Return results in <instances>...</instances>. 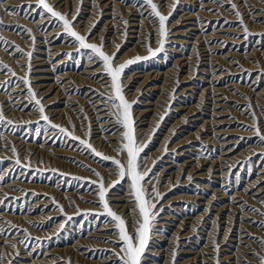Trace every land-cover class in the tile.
Listing matches in <instances>:
<instances>
[{
  "label": "rangeland",
  "instance_id": "1",
  "mask_svg": "<svg viewBox=\"0 0 264 264\" xmlns=\"http://www.w3.org/2000/svg\"><path fill=\"white\" fill-rule=\"evenodd\" d=\"M32 1L31 0H22V1L11 0V2L8 3V6H6L3 9H9V10L14 9L15 12L12 15H6L7 13H5L4 11H2V9H0V19L2 18L3 22H4V27L2 29H0V38H3V40L9 41V42L13 41L12 43H9L7 45L0 42V50H1L0 53L2 52L0 54V62L1 61L3 62V63H0V67L2 66L1 68H3V69L0 68V74L3 76L5 75L4 78H0V85H1L0 86V95H1L0 96V105H3L4 100H7V96H9L10 93L11 94L9 97L17 94L13 90L17 84L21 83L19 81L18 77H22L25 74L22 72L21 66H26V62H25L26 59L22 56L21 53L15 52L14 49L16 46H19V48H21V49L23 48L25 53L27 51H30V50L33 52L34 55L32 56V60H31L32 72L38 68H43V69L46 68V69L52 71L51 75H48L46 73L45 74H39V73L33 74L31 72L32 78L34 76L38 78V79H36L35 82H33V80L31 81L34 86L40 85V87L38 89H36V90L34 89L38 93H40L41 91H45L47 89V86L53 82V81H51V79H48V78H50L51 76H53V78H54V76L56 77L57 74H59L62 71H67L70 74L74 75L75 77H76V75L82 76L83 78L85 77L84 79H82L85 83L84 86L78 85V87H77V84H79L78 83L79 81H78V79L74 78V81H72L69 84V87L71 86V88H69V90L66 88L61 89L59 87V85L62 83V80H59L60 82L57 81V83L55 85L58 88L55 87V89L54 88L51 89L52 91L51 90H49L48 92L46 91V93L42 96L43 100L50 98L54 93L55 94H63L66 92L67 93L69 92L68 94L66 93L67 94L66 96H70L72 94V97L74 95V99L77 100V98H80V97L83 98V96H84L83 94H85L86 88H88L89 91H91L93 93V95L96 96L94 98L98 99L101 103L99 93L104 92L105 94H107V92L109 91V89H107L104 86V84L103 85L101 84L103 80L99 79V74H100L101 70L99 69V71H96L95 74H90V73L83 74L82 73L83 71H86V69H93V68L96 69L99 67L88 63V55L86 52L82 51L80 53H77L76 48H74L72 46V44L70 42V38H68L67 36H62L61 39H59V40L53 39V37H55L58 33H60L61 29L59 27H57L54 23H48L46 20L41 19V15H43V13H40L41 15L37 14L40 12V10L35 7V3H34L35 0L33 2ZM88 1L89 0H83V2L85 4H87ZM172 1L173 0H169V2H172ZM235 1H236V4L239 6V10H241L240 12L243 14V17L245 16L244 20L246 21V24L249 27L250 31L252 32V30H253V32H254V33L252 32V35H250V37H249L250 39L244 38L242 29L239 26L238 18L234 14H232L230 6L227 4V0H222L223 6H219L217 3L213 2V0H203L202 2H201V0H192V2H191V0H179V4L176 7L175 11L173 12V15L170 17V20H169V25H170L169 30H170L171 35L169 36L168 42L166 44L165 52L162 55L151 58L149 60L137 62V63L131 65L126 70V73H125V78H126L125 79V94H126L127 99H129V101H135L136 102L133 105V114H134V117L136 120V128H137L136 136H137L138 140L147 144V147L145 149V153L142 154V155H146L148 157L147 161H146L147 168H152L153 162L154 161L156 162L155 167L153 168V172L155 175L152 177V182L155 183L156 188L159 190V192L161 194H163V197H164V199L158 205V207H163L164 211L161 212L160 215L157 217V223L155 225L154 234L152 236V241L150 244V250L146 253L144 264H153V263L154 264H162V263L166 264V262H167V264H173L172 253L174 251L177 252V255L175 258V264H181V263L182 264H214V260L212 259V257L215 256L216 253L213 254V252H210V251H212L213 240H215L217 243H219V246H220V252H219V256L221 258L220 264H245V254H249L251 251H257L261 255H264V248L261 249V247L259 246L258 240L254 241L252 238H250L248 235L245 234V233L249 232L252 234V237H255V238H258V237L262 238V236L264 235V231H262L264 229L261 230V228L258 226L259 222H261V219H263L264 217H261L257 212H253L250 210V209H259L261 212L264 211V204L262 203V202H264V195H263L264 194V167H263L264 166V145H261V142L255 137L254 133H251V132H253V130L251 128V125L253 124V117L251 115L252 112H254L255 116H257L256 118H257V123H258L259 127L261 128L262 131L264 130V127H263L264 126V119H263L264 118V91H263L264 90V66H263V64H264V50H262V49H264L263 48L264 47V37L259 36L260 33H264V30H263L264 29V26H263L264 23L254 22V21L264 20V15L260 16V15L254 14L257 10H264V0H251L252 4H251L250 0H244V1L243 0H234V2ZM50 2L53 5H57V4L59 5V7H58L59 9L57 8L58 11H60L62 13H71V15L76 14L77 9L75 8V6L79 7L77 0H65L66 3L65 2L60 3V0L58 2H55V0H52ZM110 2H112V3H110ZM154 2L156 4H158L159 11L162 14L168 15V13H169L168 11L171 10V5L173 2L169 3V2H165V0H164V2L162 0H157V1L154 0ZM84 3L82 5L80 13L77 17L78 23L76 24V28H75L76 31L81 32L82 34H84L85 32L86 33L88 32L90 26H92V22L94 21V20H92V19H94L93 17H91L92 19H90V21L89 20L87 21L88 15L90 16V13L92 16H99V18L97 17V21H98L97 23H100V21H103V16H102L103 11L92 8V7H95L94 5L89 6V5H85ZM103 3L108 5L109 11L112 13V16L115 17L114 19H116V17H117L116 20H118V22L116 23L117 25L115 27V29L117 30L115 32L116 36L114 37V40H113V38H111L108 41L107 40L108 36L106 34H105V36H103V35L98 36L97 35L98 31L94 27V28H92V31L94 34L90 38L89 42L99 44L101 37H103L105 45H106L105 51L110 53V54L116 52V46L120 44L121 47H120L119 53H117V56H118L119 62H121V63L130 59V58L135 57L136 55H140L142 57L148 55L145 47H142V44L145 42L144 38L146 39L148 33L152 34L151 46L154 49L156 47H158V37L156 35V28L153 27L152 24H150L149 19H143L144 20L143 21L142 18H140L141 17L140 12L143 11L144 9H142L143 7L140 6L139 0H125V2H121V0H104ZM121 3H122V5H121ZM256 3H258L260 6ZM27 4L28 5L32 4V7L29 8L28 6H26ZM214 4L217 6L215 7ZM245 4L247 5V7H245ZM64 5H66V6L64 7ZM131 5H132V7H131ZM241 6H243L244 8ZM249 6H251V7H249ZM165 7L169 8L170 10L169 9L167 10ZM256 8H257V10H256ZM138 10H139V12H138ZM196 10H198L200 12L197 13ZM209 10H211V11L209 12ZM212 10H213V12H212ZM29 11H31V12H29ZM203 11H204V13H207V14H203L202 13ZM4 13H5V15H4ZM186 13H188V14L186 15ZM209 13H210V15H209ZM220 13H221V16H220ZM224 14L227 16H225ZM121 15H122L124 20H127L129 22L128 27H127V38H126V40H125L124 36L122 35V32L125 30V25L120 22ZM145 15H147V13H145ZM198 15H200V16H198ZM208 15H209V17H208ZM230 15H232V16H230ZM10 16H12V17H10ZM84 16H85V18H87L85 21H84ZM138 16H139V18H138ZM182 16H183V18H182ZM228 16L231 19H229ZM4 17L6 18V20ZM188 17H190V18H188ZM234 17H236V19ZM69 18L71 19V16H69ZM185 18H187V19H185ZM26 19H28V20H26ZM22 20H24V24H25V22H28L29 25H27L28 23L26 25H23ZM249 20H251V21H249ZM10 21L11 22L13 21V22L11 23ZM225 21H229L230 23L226 24ZM38 22H40V23H38ZM87 22H89L88 27H87V25H88ZM174 22H175V25L173 24ZM254 23L256 24L257 29L254 27V25H255ZM30 24L32 25V27ZM83 24H85V25H83ZM171 24H173V25H171ZM200 25H201V27H200ZM17 26H19V27H17ZM26 26L33 31V35L35 34L34 35L35 40L38 38L37 41H43V42L45 39L44 34H46L45 30L47 29V32H49L52 28V30L54 31V35H52V36L49 35L50 40H52V39L55 40L56 45H63V47L60 50L61 52L59 51V53H56V54H58L56 57L49 56L48 62L44 67L35 65L38 63V61H35V59L37 57H39L40 59H43L44 61H46L47 55L44 54L43 56H40L39 54L35 53L36 45L35 44L33 45L32 43L29 42L30 38L27 35V33H25V31H24L25 29H28ZM55 26L57 27V29ZM84 26H86V27H84ZM184 27H186V28H184ZM32 28H34V29H32ZM219 28H221L222 30H220ZM258 28H260V29H258ZM58 30H59V32H58ZM84 30H85V32H84ZM183 30L185 31V33L187 31H190L191 33L185 34V33H183ZM258 30L261 32H259ZM209 31H210V33H208ZM196 32H197V34H196ZM39 33H41V34L39 35ZM107 33H110V31H108ZM179 34H181L182 36ZM203 34H207V35H203ZM218 34H220L222 36L224 35L223 38H222V36H218ZM36 35L37 36L39 35V36L37 37ZM212 35H213V38H212ZM214 35L215 36L217 35L218 38L215 37ZM233 37L235 38V41H234ZM39 38H43V39L40 40ZM194 38L195 39L197 38V39L195 40ZM228 38H230L229 39L230 41L228 40ZM239 38H240V40H239ZM24 39H26V40H24ZM180 39H183V40L178 41ZM200 39H201V41H199ZM184 40L187 42L182 43V42H185ZM195 42H197V43H195ZM262 42H263V44H262ZM29 43L31 46L29 45ZM194 43L197 46L194 45ZM133 44L136 47H132ZM212 44L215 45V48H214V46H212ZM236 45H237V47H236ZM37 46H40V45H37ZM254 46H256V47H254ZM198 47H199V49H198ZM251 47H253V48H251ZM39 48L42 49V51L43 50L45 51V48L44 49L41 47H39ZM203 48H206V50ZM242 48H244V49H242ZM171 50H173V51H171ZM227 50H229L228 55L226 53ZM232 51L234 54L232 53ZM237 52H239V54L241 56H239V54ZM243 52L247 56L242 55ZM223 53H226V55ZM230 53H232V54H230ZM250 53L251 54L254 53V54L251 55ZM5 54H6V56H4ZM68 54H70V55H68ZM196 54H197V56H196ZM201 54L202 55L207 54L208 56L202 57ZM211 54L217 58V61H216V59H212L215 57H213ZM222 54L225 56L223 57ZM255 55H258V56L261 55V56L260 57L256 56V58H255ZM175 57H176V60L180 57L178 60H180V61L182 60L181 63L177 64L175 61ZM181 57H183V58L181 59ZM197 57H199V59H197ZM203 58L205 60H202ZM260 58H261V60H260ZM10 59H11V61H10ZM191 59H193L194 61L193 60L191 61ZM195 59H197V61ZM243 59L245 60V62H247V64H245ZM13 60H14V62H13ZM210 60H212V61H210ZM218 60L222 61V62H219ZM224 60L227 62L225 63ZM257 60H259V61L257 62ZM16 61H18V62H16ZM172 61H174L177 65L175 63H173ZM184 61H186V62L184 63ZM191 62L195 63V64L192 65ZM240 63L243 65L245 64V66L241 65ZM253 63H255V64H253ZM5 64L8 66V68L4 67ZM56 64H57V67H55ZM249 64H253V67L254 66L255 67L252 68V65H249ZM256 64H258V65H256ZM213 65L216 67H214ZM248 65L250 66V68ZM33 66H35V67H33ZM64 66H67V67H65L66 69H64ZM197 66H199V67H197ZM261 66L263 67V69ZM51 67H52V69H51ZM167 67L170 69L169 71H168ZM172 67L174 69L177 67L176 71L173 70ZM230 67L231 68L233 67V68L231 69ZM197 68H199V69H197ZM8 69H11L12 71H14L16 73V76H12ZM193 69L196 71H194ZM184 70H186L187 72ZM192 70H193V72H192ZM231 70H232V72H231ZM233 70H235V71H233ZM259 70H263V71H259ZM149 71H151V72H149ZM166 71L168 72V74L166 73ZM222 71L224 74L223 73L220 74ZM146 72H149V73H146ZM157 72L159 75H157ZM174 72H176V73H174ZM229 72H230V74H229ZM190 73L192 76H190ZM130 74H131V76H130ZM146 74H149V75H146ZM183 74H186V76ZM143 75L148 76V78H147L146 82L142 85V87L138 88L137 85H138V83H140L143 80L141 78V77H143ZM163 75H165V76H163ZM213 75L214 76L216 75L215 76L216 78H214ZM187 76H189V77H187ZM210 76H212V77H210ZM88 78H91V79H88ZM202 78H203V80H202ZM183 79H186V80H183ZM75 80L77 81V83ZM95 80H96V84L94 82ZM164 80H165V82H164ZM180 80H181V82H180ZM175 81H177V82H175ZM261 81L263 82V84ZM194 83H196V84L194 85ZM222 84H223V86H222ZM224 84H226V85H224ZM150 85H152V86H150ZM192 85H194L196 90L193 89V91L189 93L190 96H187V94L184 93L183 88H185L186 86L193 87ZM235 85H237V87ZM239 85H242V86H239ZM21 86L23 87L22 84H21ZM148 86H149V88H148ZM247 86H248V88H247ZM155 87H156V89H155ZM204 87H206V89L209 88L208 92L211 91L209 98L203 99L201 97L200 93H198L201 90H203ZM216 87H217V89H216L217 91L215 90L216 91L215 92L212 89H215ZM77 88H79V89H77ZM169 88H170V90H169ZM218 88H220V91H218L219 90ZM221 88H223V90ZM136 89H138V90H136ZM56 90H58V91H56ZM180 90L182 91V93ZM204 90H205V88H204ZM137 91H139V94H136ZM242 91H244V92L246 91V92L242 93ZM248 91H250V92L252 91V94ZM134 92H136V93H134ZM217 92H219V93H217ZM223 92H224V94H223ZM229 92L231 94H229ZM23 93L26 95V98H27V99L26 98L21 99V102L23 103L22 105L23 106L25 105V109H23L22 106L18 109L10 107L11 111L10 110L9 111L11 113L9 112L8 114H6L8 116V115L12 114V110L17 111V112H14L12 114L13 116L11 115V117H10L11 120H13L14 123L17 125L15 131L13 132V131L9 130L8 126H3V127L0 126V132H2L3 135L5 134L3 136V138L0 139V143H1L0 144V151H1L0 152V175H2L1 172L4 171V168L7 165L13 164V167H14L13 170L16 171V169H17V172H15L14 174L12 173V176L11 175L9 176V174H8V176L5 177V179L3 180L4 182L3 181L0 182V187L4 184L2 186V188H0V189H2V190H0V194L2 193L1 195H3V196L5 195L9 198L5 202V205L7 207L6 206H0V212L5 213L8 208L13 207L15 210L16 208L20 207L21 209L19 208V211H18L19 213L14 214V215H16L15 217L18 218V216H19L20 219L16 218L17 220L15 219L14 223H13V221H14L13 219H12V221L7 220L4 222L5 223L7 222L6 224H8V225L11 222V224H13V225L16 224L19 227H23L22 230L27 229V234L29 233L28 235L31 237V239H30V242H29V240L26 241L27 244H26V242L23 244H21V243L17 244L16 242H18V240L20 241V240L24 239L23 231H19V232L12 231L10 236L13 234H14V236H11V237L7 236L8 240H10V242L7 241L6 236L1 235L0 236V246H1L0 248L3 252L0 250V252H2V253H0V255L4 254L3 256H6L8 260H11L13 262V264H24V263L25 264H35V263H32L35 259L40 260V262L38 264H45V263L46 264H57V263H55L57 261H58V264H66V262L64 263V261H67L69 258L71 259L72 264H87L88 262H89L88 264H91V263L92 264H116L115 258L112 255L113 250H116L119 247V245L114 243L116 240V236L110 233L111 226L103 221V217L95 218L93 216L87 215V213H89V212H92V213L102 212V209L97 204V197H96L95 192L93 191L94 186L87 184L85 182L87 180H96L97 179L89 171V169H95L97 172H100L101 175L105 177V179L108 183H111L115 179V176L109 175V172L114 171V168L111 166L110 162H101L99 160V158H94V157L88 155L87 153H85L83 151V149L80 147V145L78 144V142H76V141L74 142V141H72L66 137H55V138H53L55 130L49 129L47 134L42 132L41 136L37 137L35 135V131H34L35 127L37 126L35 123H33L31 125L21 126L23 124V122H25V121L31 120V121L35 122L36 120L39 119L38 114L34 110H32V107L28 102V96H27L26 91H24ZM92 93H91V95H92ZM232 93H234V95H232ZM254 93H256L257 95ZM3 94H5V95H3ZM134 94H135V96H132ZM196 95H199V96H196ZM227 95H230V96H227ZM255 95L257 97H255ZM78 96H80V97H78ZM213 96L215 98L220 97L219 101H217V103H220V107L213 108V106H211V104H212L211 100L214 99ZM1 97H2V99H1ZM86 97L88 98L89 96H86ZM169 97H170V99H169ZM246 97H248L247 98L248 102H246L247 101L246 99L242 100L243 98H246ZM205 99H209V100L206 101ZM197 100H198V102H197ZM241 100L243 102H240ZM188 102L190 104L192 103L191 106L194 104H195V106H193V108H192L193 111L190 110V112L186 114L187 116L184 118V120H182L183 114L186 113L188 111V109L186 111H183V110L179 111V110H180V108H183L184 105L191 108V106H188V105H190ZM204 103H207L209 105H207V104L204 105ZM221 104H222V106H224V108L221 106ZM244 105H246V106H244ZM53 106H55L56 108L59 107L58 109H62L61 106H59V104L53 103ZM177 106H178V108H176ZM186 106L184 108H186ZM225 106H227V108H225ZM249 106H251V107L249 108ZM101 107L105 108V110L108 109L107 104H102ZM166 107H167V109H166ZM172 107L176 108L177 110L172 108ZM241 108H242V110H241ZM247 108H249V109H247ZM50 109L51 108H49V109L46 108L47 111H49ZM145 109L147 110V112H145L144 114H140V113H139V115L137 114L138 110H145ZM235 109L237 112L235 111ZM21 110H23L22 111L23 114L28 113L29 116H22L21 115V117H22L21 118L18 114V112H20ZM194 110H196V111H194ZM240 111L242 113H240ZM216 112L219 113L220 118H218V120L221 121L218 128H215V125H213V123H211V122H204L203 121V119L206 121H209V119H210V121H211L213 115ZM259 112H260V114H259ZM196 113H198V114H196ZM59 114H60V116L59 115L50 116L48 114L47 115L50 117V119L54 120V121L51 120L53 123H56V124H59L65 128H68L70 131L72 130V125L73 124L76 125V135L84 137L85 130L81 128V125L76 122L74 117H72L71 115H67L65 112H64V114L63 113H59ZM136 114L138 117L136 116ZM169 114H171V115H169ZM193 114L198 118V122L196 121L195 124L188 122L189 120H192L194 118ZM242 115L243 116L245 115L244 118L247 117L248 119L247 118H246L247 120L246 119L244 120V118L242 119V117H243ZM16 116H17V118H16L17 120H15ZM161 116L164 117V119L162 121L160 120ZM236 116H238V117L236 118ZM240 116H242V117H240ZM30 117H32V119ZM57 117H59V119ZM178 117H179V119H178ZM239 117H240V120H239ZM10 118L8 117L7 119H10ZM54 118L57 120H55ZM251 118H252V120H251ZM18 120L20 123L18 122ZM179 120L183 121V122H180ZM243 120H244V122H243ZM173 121L177 124L176 126H174L175 123H173ZM177 121L179 124L177 123ZM249 121H250V123H249ZM202 122L204 124L205 123L206 124L204 125ZM246 123H248L250 125H248ZM110 124L111 123H108L104 128L105 130H109V131L103 132L102 135H100L101 137H99V139H100L99 144H97L99 141H97V142L93 141L94 138H96L95 134H94V138L93 139L91 138V142L93 143V146L98 151H100L101 153L108 155L110 157L116 158V159H120L117 152L113 150L114 148L117 147L116 143L118 142L119 137H118V135L115 136V134H109L110 132L115 131V126L113 124H111L112 125L111 126ZM157 125H159L158 128H157ZM40 126L42 128L46 127L42 121L40 123ZM190 126H192V127H190ZM196 128L198 130L199 129L202 130V131L199 130V132H203V130H204V132L202 134H198L199 132H197ZM154 129H155V132L153 134ZM218 129H220L224 134L215 133V131H217ZM190 131H192L193 133ZM245 132H246V134H245ZM194 133L197 135H195ZM51 134H52L51 137L46 138V136L51 135ZM243 134H245V135H243ZM6 135L8 137L10 136L9 137L10 139H8ZM109 135H111L112 137L114 136L115 140L112 138L108 139L107 136H109ZM163 135H165V136H163ZM150 136L152 137V139H151V142L148 143ZM184 136H185V139H184ZM203 136L205 138H202ZM14 137L15 138L23 137L22 139H24L22 146L20 145L16 148L18 150L17 154L19 156L24 157L25 159H29L30 153L33 154L30 157V165H31L30 169L25 168V169L21 170V169H18L16 167V165L14 163L16 156L11 152V147H9V144L7 143V141H9V140L12 141L14 139ZM163 139H165L166 141ZM4 141H6V142H4ZM70 142L72 144L74 143L73 144L74 147L69 149L68 147H69ZM104 142H105V144H104ZM202 142H203V144H202ZM17 143H18V141H17ZM17 143H14L13 146H15V144H17ZM28 143H30L31 146ZM106 143H107V145H106ZM62 144H64V145H62ZM112 144H114V145H112ZM97 145L99 147H96ZM257 145H258V147H257ZM40 146H42V147H40ZM106 146H108L109 148ZM166 146H167V151H169V152H167V151L165 152ZM254 146H256L257 148ZM75 147H77V149H74ZM78 147L80 148V150ZM27 148L29 149V152L31 151L30 153L27 151L28 150ZM36 148L37 149L39 148L40 150L39 149L37 150ZM258 148L259 149L261 148V150H259ZM3 149H5V150H3ZM53 149L55 151H53ZM68 149L72 150L71 151L72 156H70V154H68V155L59 154L58 150L66 152V151H68ZM161 149H163V150H161ZM177 151L179 152V154ZM68 152H70V151H68ZM74 152H75V156L73 154ZM247 152H250V153L252 152V153L250 155ZM23 154H25V155H23ZM158 154H159V156H158ZM246 154H248V155H246ZM240 156H241V158H240ZM78 157H80V158H78ZM228 157H230L232 159H230ZM210 159H212V160L210 161ZM215 159L218 162H216V161L214 162ZM201 160H202V162H200ZM231 162H233V163H231ZM199 163H200V165H199ZM210 163H212L213 165ZM226 163H227V166H226ZM221 164H224V165H221ZM81 165H83V167ZM192 165H193V168L197 166L198 168L196 167L195 170H200V171L193 172V174L191 175L188 170H190V166L192 167ZM210 166L212 169L210 168ZM225 166H226V170H224ZM200 167H201V169H200ZM215 168H217V169H215ZM259 168H261L263 170L260 169L261 170L260 171ZM50 169H57L58 172L53 173L50 171ZM248 170H250V171H248ZM20 171L24 172V175H22V178H18L16 176L17 174H19ZM207 171H208V173H207ZM61 172L66 173L67 175L64 177H61L59 175V173H61ZM160 172H162V173H160ZM201 173H205V174H203L204 176H201L197 179L194 178L195 175L201 174ZM168 174H169V176H168ZM75 176L82 177L83 179L80 181L74 180L73 177H75ZM170 176H171V178H170ZM189 176L191 179H189ZM219 176H221L222 179ZM11 177H12V181H14V177L15 178L17 177L16 181H21V183L24 184L25 188H27V186L29 187V185L34 186V187H32V188L29 187L26 189V191L22 190L21 191V192H23L22 195H15V194H10V193L8 195V193H6L7 190L16 189V187H17V186H12V187L7 188V184L10 182L8 179ZM254 177H256V178H254ZM261 177H262V179H261ZM258 178H259V181H257ZM244 179H245V181H244ZM260 179L262 180V182ZM216 181H218V182H216ZM246 181H247V183H246ZM183 182H184V184H183ZM25 184H27V186ZM146 186L148 188H151L152 184L150 183ZM3 187L5 189H3ZM24 187H22V188H24ZM40 187H43V189ZM127 187H128L127 184L118 185L115 189L112 190L111 198L112 197L113 198L114 197H116V198L120 197V199H121L123 197L122 202H117V204H116V205L119 204V206H121V207L117 208V207L113 206V208H114V211H116L118 214H121V215L128 214V215H126V219L130 222L132 220V215L129 214L130 213V204H129L128 199H127L128 198ZM214 188L215 189L217 188L218 190L217 189L215 190ZM50 189H51V191H50ZM3 190H6V191H4L5 194L3 193ZM40 190H41V193H39ZM221 191H222V193H221ZM255 191H257V192H255ZM15 192H18V191H15ZM69 192H70V194H72V196H68L67 198H64V194L65 193L67 194ZM76 193H87V194L92 195V196L80 198L81 196L77 195ZM237 193H238V195H237ZM44 194H46V195H44ZM222 194L225 196H223ZM176 195H178V196H176ZM188 195L191 198H186ZM192 195H193V197L197 196L196 199L192 198ZM5 196H4V198H5ZM219 196H221V197H219ZM50 197H52V198H50ZM200 197H202L203 199ZM208 197L210 199H208ZM43 198H45L47 200H45ZM53 198H54L55 203L53 202ZM174 198H176L177 200L174 201L175 200ZM65 199H66V201H65ZM245 199L247 200V203L244 202V201H246ZM0 200H2V198H0ZM13 201H15V202L13 203ZM34 201H36V202L39 201V202H37V205H36L35 204L36 202L34 203ZM45 201H47V202L45 203ZM248 201L253 202V203L251 204ZM200 202H201V204H198ZM110 203L112 205H115L114 204L115 202H113V201H110ZM227 203H229V204H227ZM206 204H207V208H206ZM243 204H244V206H242ZM254 204H256V205H254ZM30 205H31V209H30L31 211L29 210V212H28V207ZM57 205H59V207L63 208V212L58 211ZM175 205H177V206H175ZM224 205H225V207H224ZM234 205L236 206V208L238 210L234 207ZM253 205L255 206V208H253L254 207ZM258 205H261V207L260 206L258 207ZM32 206H34L35 208H33ZM122 206L124 209L122 208ZM205 208H206V210L204 211ZM222 208L223 209L225 208L224 209L225 211ZM232 208H235V209H232ZM41 210H43V211H41ZM77 210H79V211H77ZM207 210H208V212H207ZM241 210H243L245 213L242 212ZM53 211H56V212H53ZM39 212H41V213H39ZM167 212H169L171 216H169V213H167ZM199 212L200 213L202 212V216H203V217H200V221L198 220L199 218H197V216L194 218V215L200 214ZM7 213H9V212H7ZM43 213H45V214H43ZM48 213H49V215L47 217ZM81 213H83L84 215H81ZM251 213H253V214H251ZM254 213H255V215H257L256 216L257 218L256 217L253 218ZM39 214L40 215L43 214L42 216H45V217H42ZM53 214H55V215H53ZM250 214L252 216H250ZM28 215H30V217ZM172 215H174V216H172ZM215 215L217 217H215ZM226 215H228V216H226ZM31 216L40 217V218H38V219L34 218L35 220H33V218ZM68 217H71V220H69ZM162 217H167V219L162 220L161 219ZM240 217H242V218H240ZM24 218L25 219L27 218L28 220L26 219L27 221L24 220L22 222V220ZM45 218H47V219H45ZM168 218H170V219H168ZM231 218H232V220H231ZM258 218H260V219H258ZM30 219L32 222L30 221ZM182 219H186V221H189V225L191 222V223H194L196 226H199V227L193 226L192 228H187L188 231L186 229V232L188 234L185 233L186 235H184V237L182 239H179L177 237V235L175 234V231H176V228L179 226L180 220H182ZM194 219H196V220H194ZM221 219L224 222L223 224H219ZM252 219H254V220H252ZM2 220L3 219H0V222ZM191 220L192 221L194 220V221L192 222ZM201 220H202V222H201ZM206 220H208V221H206ZM227 220H230L231 222H229ZM165 221H167V222H165ZM196 221H198V222H196ZM250 221H256L257 224H253ZM58 222H60V224L62 222V224L64 225L63 230H61V227H60L61 225ZM237 222H239V223H237ZM29 224H30V226H29ZM240 224H241V226H240ZM8 225L5 228L3 225H1V226L4 229H8ZM226 225L230 226L231 228H229ZM242 225L245 227H243ZM107 226H109V227H107ZM170 227H172V228H170ZM253 227H254V229H253ZM35 228H37L38 230ZM47 228H49L50 230ZM100 228H102V229H100ZM19 229H21V228H19ZM44 229H47V230H44ZM233 229H234V231H233ZM31 230L33 232L35 231L34 232L35 234L33 232H31ZM54 230H55V232L57 231L56 234H54L55 233ZM189 230H191V231L193 230L194 232L192 231L193 232L192 233ZM257 230H258V233H256ZM259 230L262 231V233ZM40 231H41V233H40ZM217 231H219V235H217ZM37 232H39V233H37ZM48 232H49V234H48ZM51 232H52V235H51ZM18 233H19V236H18ZM30 233H32V234H30ZM57 234H59V235H57ZM173 234H175V237L177 239H175V238L173 239V237H174ZM224 234H226V236H223ZM256 234H258V236ZM205 235H207V236H205ZM39 237H41V238H39ZM49 237H51V239H49ZM84 237L87 239L85 240ZM161 237H162V239H161ZM3 238H4V240H3ZM37 238H39V239L37 240ZM91 238H92V240H91ZM204 238H206V239H204ZM222 238H224V239H222ZM15 239H16V241H15ZM78 239H79V241H78ZM220 239H222V242ZM1 240H3V242ZM169 240H170V242H169ZM242 240H244V241H242ZM14 241H15V243H13ZM77 241L79 242L80 246L78 244H76V243H78ZM82 241L83 242L85 241V243H83ZM93 241L95 244L93 243ZM74 242H76V243H74ZM177 243L179 245L178 247H176ZM251 243L253 245H251ZM2 244H3V246H2ZM12 244H16L17 248L19 247L18 249H16L19 252L18 256L16 255V250L14 251L12 248L9 247V245H12ZM96 244L97 245L99 244L98 247ZM84 245L85 246L87 245V246L85 247ZM89 245H92V246L90 247ZM169 245L170 246L173 245V249ZM231 245H233V246H231ZM238 245L240 246V248ZM245 245H247V247H245ZM34 246H35V248H34ZM199 246H200V248H199ZM180 247L184 250H189V252L184 255V253H181ZM52 248L56 249V251H58V252L55 251V254L49 256V257L55 259V262L50 263L49 261H42L41 258L44 257V254H45L44 252H47L48 250H51ZM202 248H204L203 251H202ZM205 248L206 249L208 248V249L206 250ZM221 248H224L225 250L221 249ZM5 249H7V250H5ZM32 249H34V250H32ZM71 249H73L74 251H72ZM160 249H162V250H160ZM174 249H176V250H174ZM209 249H210V251H209ZM196 250H198L200 252H197ZM158 251H160V252L158 253ZM169 251H170V253H169ZM56 253L57 254L59 253V254L57 255ZM232 253H233V256L231 255ZM196 254L198 255V257ZM156 256H158V257H156ZM193 256H196V257H193ZM202 256L205 258H203ZM59 257L62 259H60ZM192 259H196V260L193 261ZM207 259H208V261H206ZM251 259H252V261H250ZM86 260H87V262H86ZM187 260H189V261H187ZM253 262H254V264L258 263V261L255 258H249V259H247L246 264H253ZM5 264H7V261H5Z\"/></svg>",
  "mask_w": 264,
  "mask_h": 264
},
{
  "label": "snow or ice",
  "instance_id": "2",
  "mask_svg": "<svg viewBox=\"0 0 264 264\" xmlns=\"http://www.w3.org/2000/svg\"><path fill=\"white\" fill-rule=\"evenodd\" d=\"M6 0H0V9H2L8 15L14 14L15 10L3 9V4ZM65 2V0H60V3ZM94 3L95 0H92ZM125 2V0H121ZM167 2V0H165ZM219 6H223L222 0H213ZM79 7L76 10V15H71V13H62L57 10L59 5H53L50 0H35V7L40 10L41 19L46 20L48 23H54L57 27L61 29L53 39H61L62 36H67L70 38V42L74 48H76L77 53L86 52L88 55V63L98 66L100 71L99 78L104 81V86L109 89L107 94L99 93L101 104H107L108 109L97 108L98 112L103 111L105 115L109 117L107 121H98V123H111L115 126V131L110 132L109 134L118 135L119 140L117 142V147L113 150L117 152L120 159H116L105 155L98 151L91 142L92 137V128L91 122L84 124L83 121H87L88 117L84 116L81 127L86 128L84 137L76 135V125H72V130L65 128L59 124L53 123L50 117L47 115L43 97L40 96L38 92L34 90V85L32 84V56L33 52L28 51L24 52L23 49L19 46L15 47V52L21 53L22 56L26 59V66H21V70L24 71L25 75L18 77L20 84H17L16 87H20V90L23 92L26 90L28 96V102L37 114L39 119L34 121H25L23 125H31L35 123V135L40 137L42 132L47 133L49 129L55 130V137H66L72 141L78 142L80 147L88 155L99 158L101 162H110L111 166L114 168V171L109 172V175L115 176V179L108 183L104 176L100 172H97L95 169H89L92 175H94L96 180H87V184L93 185V191L97 197V204L101 207L102 212L99 213H87L88 216H93L95 218L103 217V221L111 226L110 233L116 236L115 244L119 245L118 249L113 250L112 255L115 258L116 264H144L146 253L150 250V244L152 241V236L154 234L155 225L157 223V217L161 212L164 211L163 207H158L160 202L164 199L163 194L159 192L156 188L155 183L152 182V177L155 175L153 168L155 167V161L153 162L152 168H147L146 161L147 156L142 155L145 153L147 144L138 140L136 136V120L133 114V105L135 101H129L125 94V73L126 70L133 64L146 61L151 58L162 55L165 52V47L168 42L169 36L171 35L169 30V20L173 15L176 7L179 4V0H173L171 5V10L168 15H164L159 11L158 5L154 0H139V4L143 7V11L140 12L142 19H149L150 24L156 28V35L158 37V47L155 49L151 46V37L152 34L148 33L145 42L142 44V47H145L148 55L140 56L136 55L133 58H130L124 62H119L117 53L120 51V45L116 46V52L108 53L105 51V42L104 38L101 37L99 44L89 42L90 38L93 36L92 28L95 27L94 22L89 28L87 33L82 34L75 30L76 24L78 23L77 17L80 13V10L83 5V0H77ZM227 4L230 6L232 14H234L239 21V26L242 29L244 38L247 39L252 35L249 27L244 21L243 14L239 10V6L234 2V0H227ZM23 7V6H22ZM29 8L32 7V4L28 5ZM245 7L247 5L245 4ZM227 10V9H226ZM211 11V10H209ZM147 13V15H145ZM254 14L264 15V10H257ZM71 15V19L69 16ZM120 22L125 25V30L122 32L125 40L127 38V27L128 21L124 20L123 17H120ZM258 23H264V20L254 21ZM225 23H230L225 21ZM4 27L3 19H0V29ZM19 27V26H17ZM29 38L32 41V44H35V36L31 29L24 30ZM259 36L264 37V33H260ZM0 42L4 44H9L12 42L3 40L0 38ZM70 55V54H68ZM199 59V57H197ZM2 63V62H0ZM5 68L8 66L5 64ZM12 76H16V73L11 69H8ZM95 71V68H93ZM21 84L23 87H21ZM95 106V105H94ZM251 106H249L250 108ZM253 117V124L251 128L254 132L255 137L261 142V145H264V132L261 131L257 123V118L255 113H251ZM163 116L160 117L162 121ZM41 121L46 127H41ZM0 126H8L11 131H15L17 125L13 120L7 119L3 111V106H0ZM159 125H157V128ZM102 132H108L109 130L101 129ZM155 129L153 130V134ZM3 138V133L0 132V139ZM152 137H149L148 143L151 142ZM111 143V142H110ZM167 151V146L165 147V152ZM11 152L16 156L14 161L18 169H25L31 167L30 157L25 159L17 154V149L15 146L11 147ZM83 167V165H81ZM51 172H58L57 169H50ZM11 175V172H9ZM19 175H24L23 171L19 172ZM61 177L66 176V173H59ZM5 179L4 176L0 175V181ZM74 180L80 181L83 178L79 176L73 177ZM189 179H191L189 177ZM152 184L151 188H148L146 185ZM127 184L128 192V202L130 204V213L132 215V220L129 222L126 219V215L118 214L114 211L113 205L110 203L112 190L115 189L118 185ZM9 198L5 196L3 200H0V206H6L5 202ZM53 202L54 198H53ZM14 203V201H13ZM264 203V202H262ZM58 211L63 212V208L57 205ZM253 212H257L261 217H264V212H261L259 209H250ZM79 211V210H77ZM4 213L0 212V215ZM81 215H84L81 213ZM71 220V217H68ZM253 224H256V221H250ZM261 229H264V220L259 222L258 225ZM61 230H63L64 225L61 224ZM15 230L17 232H24V239L18 241V243H25L30 240L31 237L27 234V230L19 229V226L9 223L8 229L0 228V235L10 236L11 232ZM59 235V234H57ZM219 235V231H217ZM254 241L258 240L259 246L264 248V237L255 238L252 237L251 233H246ZM39 238H37L38 240ZM51 239V237H49ZM14 251L17 249L16 244L9 245ZM178 247V243H177ZM247 247V245H245ZM212 250L216 255L212 257L214 264H220V246L213 240ZM16 255H19V252L16 251ZM177 252L172 253L173 264H175ZM255 258L258 261V264H264V255H261L257 251H251L249 254H245V264L247 259ZM13 264L11 260H8L6 256L0 255V264ZM66 264H72L71 259L69 258L66 261Z\"/></svg>",
  "mask_w": 264,
  "mask_h": 264
},
{
  "label": "bare ground",
  "instance_id": "3",
  "mask_svg": "<svg viewBox=\"0 0 264 264\" xmlns=\"http://www.w3.org/2000/svg\"><path fill=\"white\" fill-rule=\"evenodd\" d=\"M18 1H22V0H18ZM32 1V0H31ZM34 1V0H33ZM32 1V2H33ZM50 1H52V0H50ZM59 0H55V2H58ZM103 1L104 0H95V2L93 3L92 2V0H89L88 1V3L87 4H85L84 2V4L85 5H89V6H92V5H94L95 7H92V8H94V9H98V10H101V11H103V13H102V16H103V21H100V23H95V28L97 29V35L99 36V35H103V36H105V34L108 36V38H107V40L109 41L111 38H113V40H114V37L116 36L115 34V32L117 31L116 29H115V27H116V23L118 22V20H116L117 19V17H116V19H114L115 17L114 16H112V13L109 11V8H108V5L107 4H105V3H103ZM155 1H157V0H155ZM163 2H164V0H162ZM203 0H201V2H202ZM244 1V0H243ZM251 1V0H250ZM249 1V2H250ZM9 2H11V0H7L4 4H3V8H5L6 6H8V3ZM13 2V1H12ZM24 2V1H23ZM31 2V3H32ZM167 2H169V0H167ZM173 2V1H172ZM172 2H169V3H172ZM191 2H192V0H191ZM240 2V1H239ZM28 3V2H27ZM35 3V2H34ZM66 3V2H65ZM110 3H112V2H110ZM114 3V2H113ZM120 3V2H119ZM212 3V2H211ZM235 3H236V1H235ZM115 4V3H114ZM163 4V3H162ZM166 4V3H165ZM164 4V5H165ZM201 4V3H200ZM244 4V3H243ZM247 4V3H246ZM250 4V3H249ZM251 4H252V1H251ZM256 4H258V3H256ZM17 5V4H16ZM84 5V6H85ZM121 5H122V3H121ZM158 5V4H157ZM169 5V4H168ZM213 5V4H212ZM242 5V4H241ZM259 5V4H258ZM22 6V5H21ZM26 6H28V4L26 5ZM63 6V5H62ZM66 5H64V7H65ZM119 6V5H118ZM197 6V5H196ZM203 6V5H202ZM214 6L216 7L217 5H215L214 4ZM257 6V5H256ZM260 6V5H259ZM11 7V6H10ZM131 7H132V5H131ZM130 7V8H131ZM137 7V6H136ZM164 7V6H163ZM190 7V6H189ZM219 7V6H218ZM241 7H243V6H241ZM240 7V8H241ZM249 7H251V6H249ZM255 7V6H254ZM262 7V6H261ZM75 8L77 9L78 7L77 6H75ZM127 8V7H126ZM166 8V7H165ZM213 8V7H212ZM220 8V7H219ZM228 8V7H227ZM244 8V7H243ZM59 9V8H58ZM121 9V8H120ZM128 9V8H127ZM132 9V8H131ZM143 9V8H142ZM167 10L169 9V8H166ZM195 9V8H194ZM211 9V8H210ZM222 9V8H221ZM11 10V9H10ZM61 10V9H60ZM66 10V9H65ZM125 10V9H124ZM130 10V9H129ZM141 10V9H140ZM170 10V9H169ZM183 10V9H182ZM200 10V9H199ZM203 10V9H202ZM208 10V9H207ZM224 10V9H223ZM256 10H257V8H256ZM3 11V10H2ZM33 11V10H32ZM36 11V10H35ZM62 11V10H61ZM132 11V10H131ZM197 11V13H199L200 11H198V10H196ZM216 11V10H215ZM241 11V10H240ZM245 11V10H244ZM28 12V11H27ZM29 12H31V11H29ZM138 12H139V10H138ZM137 12V13H138ZM166 12V11H165ZM169 12V11H168ZM185 12V11H184ZM183 12V13H184ZM187 12V11H186ZM189 12V11H188ZM210 12V11H209ZM212 12H213V10H212ZM211 12V13H212ZM17 13V12H16ZM35 13V12H34ZM37 13V12H36ZM191 13V12H190ZM203 14H207V13H204V11L202 12ZM201 13V14H202ZM217 13V12H216ZM248 13V12H247ZM24 14V13H23ZM89 14V13H88ZM99 14V13H98ZM188 13H186V15H187ZM202 14V15H203ZM215 14V13H214ZM226 14V13H225ZM224 14V15H225ZM228 14V13H227ZM4 15H5V13H4ZM6 15H8V14H6ZM39 15H41V14H39ZM73 15V14H72ZM76 15V14H75ZM118 15V14H117ZM123 15V14H122ZM121 15V16H122ZM194 15V14H193ZM209 15H210V13H209ZM209 15H208V17H209ZM250 15V14H249ZM253 15V14H252ZM22 16V15H21ZM71 16V15H70ZM180 16V15H179ZM198 16H200V15H198ZM214 16V15H213ZM216 16V15H215ZM220 16H221V13H220ZM225 16H227V15H225ZM230 16H232V15H230ZM254 16V15H253ZM256 16V15H255ZM261 16V15H260ZM10 17H12V16H10ZM25 17V16H24ZM91 17H93L94 19H92ZM97 17L99 18V16H92L91 15V13H90V16L88 15V19L87 18H85V16H84V21L87 19V21L89 20L90 21V19H92V20H94L93 22H92V24L95 22V21H97ZM111 17V18H110ZM181 17V16H180ZM179 17V18H180ZM192 17V16H191ZM197 17V16H196ZM212 17V16H211ZM245 17V16H244ZM247 17V16H246ZM5 18V17H4ZM9 18V17H8ZM19 18V17H18ZM138 18H139V16H138ZM141 18V17H140ZM182 18H183V16H182ZM188 18H190V17H188ZM228 18H229V16H228ZM235 19H236V17H234ZM2 19V18H1ZM10 19V18H9ZM20 19V18H19ZM127 19V18H126ZM185 19H187V18H185ZM229 19H231V18H229ZM257 19V18H256ZM5 20H6V18H5ZM15 20V19H14ZM26 20H28V19H26ZM141 20V19H140ZM143 20V19H142ZM179 20V19H178ZM207 20V19H206ZM233 20V19H232ZM259 20V19H258ZM23 21V25H26L28 22H25V24H24V20H22ZM144 21V20H143ZM204 21V20H203ZM210 21V20H209ZM245 21V20H244ZM249 21H251V20H249ZM11 22V21H10ZM13 22V21H12ZM11 22V23H12ZM30 22V21H29ZM135 22V21H134ZM137 22V21H136ZM139 22V21H138ZM178 22V21H177ZM176 22V23H177ZM215 22V21H214ZM20 23V22H19ZM38 23H40V22H38ZM85 23V22H84ZM129 23V22H128ZM132 23V22H131ZM141 23V22H140ZM145 23V22H144ZM245 23H246V21H245ZM251 23V22H250ZM32 24V23H31ZM30 24V25H31ZM86 24V23H85ZM85 24H83V25H85ZM87 27L89 26V22H87ZM120 24V23H119ZM143 24V23H142ZM149 24V23H148ZM174 25H175V22L173 23ZM173 24H171V25H173ZM213 24V23H212ZM253 24V23H252ZM255 24V23H254ZM27 25H29V23L27 24ZM79 25V24H78ZM189 25V24H188ZM208 25V24H207ZM211 25V24H210ZM41 26V25H40ZM131 26V25H130ZM141 26V25H140ZM170 26V25H169ZM253 26V25H252ZM264 26V25H263ZM262 26V27H263ZM27 27V26H26ZM31 27H32V25H31ZM54 27V26H53ZM56 27V26H55ZM84 27H86V26H84ZM91 27V26H90ZM197 27V26H196ZM200 27H201V25H200ZM208 27V26H207ZM254 27L257 29V27H256V24L254 25ZM261 27V26H260ZM23 28V27H22ZM25 28V27H24ZM28 28V27H27ZM184 28H186V27H184ZM251 28V27H250ZM29 29V28H28ZM32 29H34V28H32ZM37 29V28H36ZM56 29H57V27H56ZM55 29V30H56ZM86 29V28H85ZM132 29V28H131ZM190 29V28H189ZM198 29V28H197ZM210 29V28H209ZM220 30H222L221 28H219ZM253 29V28H252ZM258 29H260V28H258ZM263 29V28H262ZM60 30V29H59ZM59 30H58V32H59ZM134 30V29H133ZM138 30V29H137ZM187 30V29H186ZM202 30V29H201ZM212 30V29H211ZM210 30V31H211ZM218 30V29H217ZM236 30V29H235ZM234 30V31H235ZM264 30V29H263ZM36 31V30H35ZM38 31V30H37ZM46 31V34H44L45 35V39H44V42L43 41H37V39L35 40V45H36V47H35V53L36 54H39L40 56H43L44 54L45 55H47V59H46V61H44L43 59H40L39 57H37L36 59H35V61H38V63L37 64H35V65H37V66H45L46 64H47V62H48V59H49V56H51V57H56L58 54H56V53H59V51L61 50V48L63 47V45H56L55 44V40H50V38H49V35H54V31L52 30V28H51V30L49 31V32H47V29L45 30ZM57 31V30H56ZM108 31H110V33H107ZM196 31V30H195ZM198 31V30H197ZM210 31L208 32V33H210ZM219 31V30H218ZM227 31V30H226ZM259 31V30H258ZM20 32V31H19ZM39 32V31H38ZM84 32H85V30H84ZM138 32V31H137ZM199 32V31H198ZM240 32V31H239ZM252 32H253V30H252ZM251 32V33H252ZM259 32H261V31H259ZM23 33V32H22ZM26 33V32H25ZM86 33V32H85ZM139 33V32H138ZM183 33H185V31L183 30ZM187 34H190L191 32L190 31H187L186 32ZM185 33V34H186ZM204 33V32H203ZM207 33V32H206ZM217 33V32H216ZM254 33V32H253ZM2 34V33H1ZM6 34V33H5ZM4 34V35H5ZM41 33H39V35H40ZM142 34V33H141ZM194 34V33H193ZM196 34H197V32H196ZM199 34V33H198ZM258 34V33H257ZM3 35V36H4ZM35 35V34H34ZM38 35V36H39ZM179 35H181V34H179ZM201 35V34H200ZM203 35H207V34H203ZM2 36V37H3ZM7 36V35H6ZM5 36V37H6ZM20 36V35H19ZM18 36V37H19ZM37 36V35H36ZM37 36V37H38ZM130 36V35H129ZM132 36V35H131ZM182 36V35H181ZM211 36V35H210ZM215 36V35H214ZM218 36H222V35H220V34H218ZM224 36V35H223ZM223 36H222V38H223ZM138 37V36H137ZM141 37V36H140ZM202 37V36H201ZM208 37V36H207ZM215 37H217V35L215 36ZM239 37V36H238ZM250 37V36H249ZM248 37V38H249ZM7 38V37H6ZM16 38V37H15ZM22 38V37H21ZM205 38V37H204ZM209 38V37H208ZM212 38H213V35H212ZM218 38V37H217ZM234 38V37H233ZM258 38V37H257ZM9 39V38H8ZM29 39V38H28ZM40 40H42L43 38H39ZM140 39V38H139ZM189 39V38H188ZM195 39V38H194ZM193 39V40H194ZM197 39V38H196ZM195 39V40H196ZM221 39V38H220ZM226 39V38H225ZM230 38H228V40H229ZM250 39V38H249ZM24 40H26V39H24ZM101 40V39H100ZM141 40V39H140ZM144 40H146L145 38H144ZM183 39H180V40H178V41H182ZM232 40V39H231ZM239 40H240V38H239ZM261 40V39H260ZM22 41V40H21ZM64 41V40H63ZM62 41V42H63ZM90 41V40H89ZM176 41V40H175ZM185 41V40H184ZM199 41H201V39L199 40ZM205 41V40H204ZM209 41V40H208ZM226 41V40H225ZM230 41V40H229ZM234 41H235V38H234ZM238 41V40H237ZM13 42V41H12ZM26 42V41H25ZM29 42L30 43H32V41H31V39L29 40ZM120 42V41H119ZM187 41H185V42H182V43H186ZM239 42V41H238ZM261 42V41H260ZM30 43H29V45H30ZM39 43V44H38ZM193 43V42H192ZM195 43H197V42H195ZM194 43V45H196ZM219 43V42H218ZM15 44V43H14ZM137 44V43H136ZM140 44V43H139ZM255 44V43H254ZM262 44H263V42H262ZM7 45V44H6ZM37 45H40V46H37ZM120 45V44H119ZM189 45V44H188ZM220 45V44H219ZM31 46V45H30ZM197 46V45H196ZM199 46V45H198ZM201 46V45H200ZM212 46H214V48H215V45H213L212 44ZM249 46V45H248ZM251 46V45H250ZM260 46V45H259ZM33 47V46H32ZM39 47H41V48H45V51L43 50L42 51V49H40ZM132 47H136V46H134V44H133V46ZM186 47V46H185ZM192 47V46H191ZM218 47V46H217ZM236 47H237V45H236ZM235 47V48H236ZM240 47V46H239ZM254 47H256V46H254ZM37 48V49H36ZM69 48V47H68ZM112 48V47H111ZM195 48V47H194ZM208 48V47H207ZM210 48V47H209ZM234 48V49H235ZM251 48H253V47H251ZM264 48V47H263ZM23 49V48H22ZM64 49V48H63ZM176 49V48H175ZM192 49V48H191ZM198 49H199V47H198ZM203 49H205L206 50V48H203ZM202 49V50H203ZM242 49H244V48H242ZM241 49V50H242ZM256 49V48H255ZM180 50V49H179ZM189 50V49H188ZM201 50V51H202ZM246 50V49H245ZM253 50V49H252ZM260 50V49H259ZM262 50H264V49H262ZM1 51V50H0ZM31 51V50H30ZM34 51V50H33ZM129 51V50H128ZM171 51H173V50H171ZM190 51V50H189ZM197 51V50H196ZM209 51V50H208ZM228 51V52H227ZM226 51V53H227V55H228V53H229V50H227ZM236 51V50H235ZM244 51V50H243ZM257 51V50H256ZM255 51V52H256ZM4 52V51H3ZM10 52V51H9ZM28 52V51H27ZM47 52V53H46ZM61 52V51H60ZM242 52V51H241ZM250 52V51H249ZM248 52V53H249ZM258 52V51H257ZM2 53V52H1ZM0 53V54H1ZM50 53V54H49ZM188 53V52H187ZM191 53V52H190ZM204 53V52H203ZM209 53V52H208ZM226 53H223V54H225L226 55ZM232 53H233V51H232ZM232 53H230V54H232ZM238 54H239V52H237ZM246 53V52H245ZM247 53V54H248ZM262 53V52H261ZM4 54V53H3ZM2 54V55H3ZM179 54V53H178ZM200 54V53H199ZM217 54V53H216ZM222 54V56L224 57L225 55H223ZM234 54V53H233ZM251 54V53H250ZM254 54V53H253ZM253 54H251V55H253ZM34 55V54H33ZM189 55V54H188ZM212 55V54H211ZM218 55V54H217ZM216 55V56H217ZM237 55V54H236ZM242 55H246V54H244V52H243V54ZM249 55V54H248ZM4 56H6V54L4 55ZM17 56V55H16ZM183 56V55H182ZM196 56H197V54H196ZM201 56L202 57H206V56H208L207 54H201ZM213 56V55H212ZM219 56V55H218ZM232 56V55H231ZM234 56V55H233ZM239 56H241L240 54H239ZM247 56V55H246ZM250 56V55H249ZM256 56H258V55H255V58H256ZM261 56V55H260ZM260 56H258V57H260ZM263 56V55H262ZM11 57V56H10ZM9 57V58H10ZM173 57V56H172ZM211 57V56H210ZM213 57H215V56H213ZM220 57V56H219ZM222 57V58H223ZM227 57V56H226ZM254 57V56H253ZM17 58V57H16ZM15 58V59H16ZM22 58V57H21ZM180 58V57H179ZM178 58V59H179ZM183 57H181V59H182ZM188 58V57H187ZM221 58V57H220ZM238 58V57H237ZM243 58V57H242ZM7 59V58H6ZM12 59V58H11ZM11 59H10V61H11ZM18 59V58H17ZM176 60V57H175V61H176V63L177 64H179V63H181V61L180 60ZM189 59V58H188ZM208 59V58H207ZM210 59V58H209ZM212 59H216V61H217V58L215 57V58H212ZM219 59V58H218ZM224 59V58H223ZM240 59V58H239ZM8 60V59H7ZM19 60V59H18ZM186 60V59H185ZM190 60V59H189ZM193 59H191V61H192ZM196 61H197V59H195ZM202 60H205L204 58L202 59ZM222 60V59H221ZM260 60H261V58H260ZM6 61V60H5ZM25 61V60H24ZM194 61V60H193ZM210 61H212V60H210ZM219 61V60H218ZM223 61V60H222ZM222 61H219V62H222ZM225 61V60H224ZM243 61L245 62V60L243 59ZM250 61V60H249ZM259 60H257V62H258ZM2 62V61H1ZM13 62H14V60H13ZM16 62H18V61H16ZM23 62V61H22ZM26 62V61H25ZM173 63H175L174 61H172ZM186 61H184V63H185ZM200 62V61H199ZM227 61H225V63H226ZM237 62V61H236ZM243 62V63H244ZM252 62V61H251ZM3 63V62H2ZM24 63V62H23ZM60 63V62H59ZM175 63V64H176ZM192 63V62H191ZM208 63V62H207ZM215 63V62H214ZM249 63V62H248ZM53 64V63H52ZM176 64V65H177ZM193 64H195V63H192V65ZM199 64V63H198ZM218 64V63H217ZM241 64V63H240ZM245 64H247V62H245ZM245 64L243 65V64H241V65H243V66H245ZM253 64H255V63H253ZM253 64H249V65H252V68H254L253 67ZM184 65V64H183ZM225 65V64H224ZM248 65V66H249ZM256 65H258V64H256ZM180 66V65H179ZM178 66V67H179ZM208 66V65H207ZM211 66V65H210ZM214 66V65H213ZM220 66V65H219ZM239 66V65H238ZM263 66H264V64H263ZM2 67V66H1ZM0 67V68H1ZM33 67H35V66H33ZM55 67H57V64H56V66ZM65 67H67V66H64V69H66ZM83 67V66H82ZM197 67H199V66H197ZM212 67V66H211ZM214 67H216V66H214ZM221 67V66H220ZM247 67V66H246ZM257 67V66H256ZM262 67V66H261ZM168 68V67H167ZM177 68V67H176ZM176 68L174 69L173 67H172V69L173 70H175L176 71ZM184 68V67H183ZM182 68V69H183ZM193 68V67H192ZM229 68V67H228ZM227 68V69H228ZM231 68V67H230ZM233 68V67H232ZM231 68V69H232ZM249 68H250V66H249ZM251 68V69H252ZM1 69H3V68H1ZM46 69V68H45ZM43 69V68H38V69H35L32 73L33 74H48V75H51L52 74V71L51 70H48V69ZM51 69H52V67H51ZM191 69V68H190ZM197 69H199V68H197ZM201 69V68H200ZM226 69V68H225ZM261 69V68H260ZM262 69H263V67H262ZM166 70V69H165ZM170 69L168 68V71H169ZM178 70V69H177ZM189 70V69H188ZM194 70V69H193ZM193 70H192V72H193ZM204 70V69H203ZM239 70V69H238ZM258 70V69H257ZM20 71V70H19ZM60 71V70H59ZM73 71V70H72ZM96 71H99V68H96L95 69V71H93V69H86V71H83L82 73L83 74H85V73H90V74H95L96 73ZM152 71V70H151ZM151 71H149V72H151ZM164 71V70H163ZM183 71V70H182ZM184 71H186V70H184ZM191 71V70H190ZM194 71H196V70H194ZM233 71H235V70H233ZM240 71V70H239ZM247 71V70H246ZM259 71H263V70H259ZM23 73H24V71H22ZM77 72V71H76ZM149 72H146V73H149ZM159 72V71H158ZM158 72H157V75H159L158 74ZM161 72V71H160ZM173 72V71H172ZM187 72V71H186ZM205 72V71H204ZM215 72V71H214ZM231 72H232V70H231ZM5 73V72H4ZM155 73V72H154ZM166 73L168 74V72L166 71ZM174 73H176V72H174ZM208 73V72H207ZM223 73V71L220 73V74H222ZM236 73V72H235ZM234 73V74H235ZM162 74V73H161ZM165 74V73H164ZM166 74V75H167ZM171 74V73H170ZM169 74V75H170ZM189 74V73H188ZM187 74V75H188ZM212 74V73H211ZM210 74V75H211ZM224 74V73H223ZM229 74H230V72H229ZM7 75V74H6ZM19 75V74H18ZM25 75V74H24ZM87 75V74H86ZM136 75V74H135ZM139 75V74H138ZM142 75V74H141ZM146 75H149V74H146ZM146 75H143V77H141L143 80L140 82V83H138V85H137V87L138 88H141L142 87V85L146 82V80H147V78H148V76H146ZM155 75V74H154ZM153 75V76H154ZM156 75V76H157ZM183 75H185L186 76V74H183ZM182 75V76H183ZM195 75V74H194ZM5 76V75H4ZM4 76L3 75H1L0 74V78H4ZM130 76H131V74H130ZM137 76V75H136ZM146 76V77H145ZM163 76H165V75H163ZM181 76V77H182ZM190 76H192L191 75V73H190ZM214 76V75H213ZM216 76V75H215ZM214 76V78H216ZM236 76V75H235ZM260 76V75H259ZM135 77V76H134ZM158 77V76H157ZM173 77V76H172ZM175 77V76H174ZM184 77V76H183ZM187 77H189V76H187ZM186 77V78H187ZM194 77V76H193ZM201 77V76H200ZM210 77H212V76H210ZM218 77V76H217ZM74 78H76V79H78V83L79 84H77V87H78V85H82V86H84V81L82 80V79H84L82 76H77L76 75V77L74 76V75H72V74H70L69 72H67V71H62V72H60L59 74H57V76L55 77L54 76V78H53V76H51L50 78H48V79H51V81H53L51 84H49L48 86H47V89L45 90V91H41L39 94H40V96L42 97L45 93H46V91L48 92L49 90H51L52 88H54L55 89V87H56V83H57V81H59V80H62V83L59 85V87L62 89V88H66V89H68L69 90V88H71V86L69 87V84L72 82V81H74ZM129 78V77H128ZM127 78V79H128ZM131 78V77H130ZM153 78V77H152ZM199 78V77H198ZM204 78V77H203ZM203 78H202V80H203ZM255 78V77H254ZM253 78V79H254ZM36 79H38L37 77H33L32 78V80H33V82H35L36 81ZM88 79H91V78H88ZM100 79V78H99ZM136 79V78H135ZM176 79V78H175ZM244 79V78H243ZM7 80V79H6ZM100 80H102V79H100ZM168 80V79H167ZM178 80V79H177ZM183 80H186V79H183ZM188 80V79H187ZM208 80V79H207ZM210 80V79H209ZM223 80V79H222ZM76 81V80H75ZM89 81V80H88ZM195 81V80H194ZM197 81V80H196ZM205 81V80H204ZM229 81V80H228ZM256 81V80H255ZM60 82V81H59ZM91 82V81H90ZM95 82V84H96V80L94 81ZM127 82V81H126ZM139 82V81H138ZM164 82H165V80H164ZM167 82V81H166ZM175 82H177V81H175ZM180 82H181V80H180ZM193 82V81H192ZM235 82V81H234ZM253 82V81H252ZM262 82V81H261ZM74 83V82H73ZM76 83H77V81H76ZM75 83V84H76ZM209 83V82H208ZM207 83V84H208ZM215 83V82H214ZM222 83V82H221ZM230 83V82H229ZM254 83V82H253ZM102 85L104 84V81H102V83H101ZM173 84V83H172ZM196 83H194V85H195ZM210 84V83H209ZM228 84V83H227ZM238 84V83H237ZM262 84H263V82H262ZM6 85V84H5ZM194 85H192L193 87H188V86H186L185 88H183L184 89V93H186L187 94V96H190V92H192L193 91V89L194 90H196V88L194 87ZM199 85V84H198ZM224 85H226V84H224ZM256 85V84H255ZM1 86V85H0ZM73 86V85H72ZM87 86V85H86ZM150 86H152V85H150ZM166 86V85H165ZM173 86V85H172ZM209 86V85H208ZM212 86V85H211ZM218 86V85H217ZM222 86H223V84H222ZM230 86V85H229ZM236 87H237V85H235ZM239 86H242V85H239ZM245 86V85H244ZM243 86V87H244ZM22 87V86H21ZM40 87V85H35L34 86V89L36 90V89H38ZM164 87V86H163ZM56 88H58V87H56ZM59 88V89H60ZM80 88V87H79ZM79 88H77V89H79ZM99 88V87H98ZM144 88V87H143ZM148 88H149V86H148ZM147 88V89H148ZM166 88V87H165ZM171 88V87H170ZM170 88H169V90H170ZM204 88H205V90H204ZM203 88V90H201L200 92H198V93H200V95H201V97L204 99V98H209L210 97V94H211V91L210 92H208V90H209V88L208 89H206V87H204ZM239 88V87H238ZM247 88H248V86H247ZM246 88V89H247ZM65 89V90H66ZM82 89V88H81ZM155 89H156V87H155ZM217 89V87L215 88V89H212V90H216ZM219 90L218 91H220V88H218ZM222 90H223V88H221ZM263 89V88H262ZM9 90V89H8ZM95 90V89H94ZM93 90V91H94ZM101 90V89H100ZM135 90V89H134ZM136 90H138V89H136ZM146 90V89H145ZM149 90V89H148ZM151 90V89H150ZM174 90V89H173ZM245 90V89H244ZM249 90V89H248ZM256 90V89H255ZM14 92H16L17 94L16 95H14V96H11V97H9L10 96V94H9V96H7V100H4V102H3V105H0V106H3V111H4V113H5V115L6 114H8L10 111H11V109H10V107H13V108H20L21 106L23 107V109H25V105L23 106L22 104V102H21V99H24V98H26V95L20 90V87H15L14 88V90H13ZM26 91V90H25ZM52 91V90H51ZM56 91H58V90H56ZM99 91V90H98ZM104 91V90H103ZM181 91V90H180ZM217 91V90H216ZM215 91V92H216ZM227 91V90H226ZM262 91V90H261ZM260 91V92H261ZM264 91V90H263ZM6 92V91H5ZM64 92V91H63ZM102 92V91H101ZM152 92V91H151ZM222 92V91H221ZM231 92V91H230ZM229 92V94H231ZM236 92V91H235ZM244 91H242V93H243ZM246 92V91H245ZM244 92V93H245ZM248 92H250V91H248ZM254 92V91H253ZM67 93V92H66ZM66 93H63V94H53L50 98H48V99H46V100H44V104H45V107L47 108V109H49V108H51L49 111H47L46 110V112H47V114L48 115H50V116H55V115H59L60 116V114L59 113H63L64 114V112L67 114V115H71L72 117H74L75 118V120H76V122L77 123H79L80 125L82 124V121H83V117L84 116H87L88 117V120L87 121H83V123L84 124H88L89 122H91V128H92V139L94 138V134H95V137L96 138H94V142L96 141H99L97 144H99L100 143V139H99V137H101L100 135H102V131H101V129L103 128H105V126L108 124V123H98V121H107L108 119H109V117L107 116V115H105L104 114V112L103 111H101V112H98L97 111V108H100V109H104L105 110V108H103V107H101L102 106V104L100 103V101L98 100V99H95L94 97H96L95 95H93V93L91 92V91H89V89L88 88H86V91H85V94H83L84 96H83V98H81L80 96H78V97H80V98H77V100L76 99H74V95H73V97H72V94L70 95V96H66L67 94ZM81 93V92H80ZM91 93H92V95H91ZM95 93V92H94ZM104 93V92H103ZM134 93H136V92H134ZM181 93H182V91H181ZM217 93H219V92H217ZM227 93V92H226ZM225 93V94H226ZM237 93V92H236ZM251 94H252V91L250 92ZM96 94V93H95ZM136 94H139V91H137V93ZM173 94V93H172ZM171 94V95H172ZM189 94V95H188ZM222 94V93H221ZM223 94H224V92H223ZM222 94V95H223ZM239 94V93H238ZM254 94H256V93H254ZM3 95H5V94H3ZM76 95V94H75ZM79 95V94H78ZM194 95V94H193ZM217 95V94H216ZM232 95H234V93H232ZM237 95V94H236ZM246 95V94H245ZM257 95V94H256ZM255 95V97H257ZM1 96V95H0ZM86 96H89L88 98L86 97ZM132 96H135V94L134 95H132ZM170 96V95H169ZM196 96H199V95H196ZM227 96H230V95H227ZM4 97V96H3ZM77 97V96H76ZM75 97V98H76ZM131 97V96H130ZM212 97V96H211ZM214 97V96H213ZM224 97V96H223ZM240 97V96H239ZM245 97V96H244ZM134 98V97H133ZM132 98V99H133ZM220 98V97H219ZM219 98H215L214 97V99H212L211 101H212V104H211V106H213V108H217V107H220V103H217V101H219ZM222 98V97H221ZM247 98L248 97H246V98H243L242 100H244V99H246L247 100ZM1 99H2V97H1ZM27 99V98H26ZM131 99V100H132ZM169 99H170V97H169ZM168 99V100H169ZM172 99V98H171ZM200 99V98H199ZM238 99V98H237ZM63 100V101H62ZM129 100V99H128ZM184 100V99H183ZM201 100V99H200ZM206 101L207 100H209V99H205ZM240 101V102H243V101ZM171 101V100H170ZM202 101V100H201ZM205 101V102H206ZM238 101V100H237ZM168 102V101H167ZM173 102V101H172ZM192 102V101H191ZM197 102H198V100H197ZM229 102V101H228ZM233 102V101H232ZM239 102V101H238ZM246 102H248V100L246 101ZM53 103H55V104H59V106H61V108L62 109H58V108H56L55 106H53ZM186 103V102H185ZM189 103V102H188ZM226 103V102H225ZM2 104V103H1ZM146 104V103H145ZM190 104V103H189ZM192 104V103H191ZM191 104L190 105H188V106H191ZM205 104H207V103H204V105ZM95 105V106H94ZM179 105V104H178ZM184 105V104H183ZM207 105H209V104H207ZM226 105V104H225ZM233 105V104H232ZM239 105V104H238ZM249 105V104H248ZM181 106V105H180ZM179 106V107H180ZM186 105H184V107H185ZM193 106H195V104L194 105H192L191 106V108L190 107H187L186 106V108H180V110L179 111H181V110H183V111H186L187 109H188V111L186 112V113H184L183 114V119L182 120H184V118L187 116L186 114L187 113H189L190 112V110H192V108H193ZM197 106V105H196ZM221 106H222V104H221ZM228 106V105H227ZM227 106H225V108H227ZM230 106V105H229ZM244 106H246V105H244ZM169 107V106H168ZM182 107V106H181ZM223 108H224V106H222ZM137 108V107H136ZM172 108H174V107H172ZM176 108H178V106L176 107ZM176 108H174V109H176ZM198 108V107H197ZM203 108V107H202ZM212 108V109H213ZM166 109H167V107H166ZM169 109V108H168ZM205 109V108H204ZM208 109V108H207ZM211 109V108H210ZM232 109V108H231ZM246 109V108H245ZM247 109H249V108H247ZM10 110V111H9ZM177 110V109H176ZM198 110V109H197ZM223 110V109H222ZM241 110H242V108H241ZM22 111L23 110H21L20 112H18V114H19V116L21 117V115L22 116H29V114L27 113V114H23L22 113ZM168 111V110H167ZM175 111V110H174ZM193 111V110H192ZM194 111H196V110H194ZM213 111V110H212ZM235 111H236V109H235ZM14 112H17V111H15V110H12V114L14 113ZM145 112H147V110L145 109V110H138V115H139V113L140 114H144ZM204 112V111H203ZM237 112V111H236ZM235 112V113H236ZM248 112V111H247ZM11 113V112H10ZM200 113V112H199ZM210 113V112H209ZM233 113V112H232ZM240 113H242L241 111H240ZM11 114V115H12ZM52 114V115H51ZM137 114H136V116H137ZM178 114V113H177ZM192 114V113H191ZM196 114H198V113H196ZM244 114V113H243ZM247 114V113H246ZM259 114H260V112H259ZM11 115H6V118H10L11 117ZM169 115H171V114H169ZM194 115V114H193ZM237 115V114H236ZM13 116V115H12ZM62 116V115H61ZM180 116V117H181ZM198 116V115H197ZM202 116V115H201ZM220 115H219V113H215L214 115H213V117H212V120L210 121V119H209V121H206V120H204L203 119V121L204 122H211V123H213V125H215V128H218L219 127V125H220V120H218V118H220L219 117ZM243 116V115H242ZM242 116H240V117H242ZM245 116V115H244ZM244 116L242 117V119L244 118ZM138 117V116H137ZM144 117V116H143ZM174 117V116H173ZM194 118L192 119V120H189L188 122H191L192 124H195L196 123V121L198 122V118L194 115L193 116ZM206 117V116H205ZM238 116H236V118H237ZM240 117H239V120H240ZM257 117V116H256ZM17 118V116L15 117V120H17L16 119ZM22 118V117H21ZM27 118V117H26ZM29 118V117H28ZM31 119H32V117H30ZM35 118V117H34ZM58 119H59V117H57ZM141 118V117H140ZM203 118V117H202ZM217 118V119H216ZM247 118V117H246ZM246 118H244V120L246 119ZM55 119V118H54ZM178 119H179V117H178ZM177 119V120H178ZM248 119V118H247ZM246 119V120H247ZM264 119V118H263ZM10 120H11V118H10ZM51 120H53V119H51ZM55 120H57V119H55ZM175 120V119H174ZM181 120V119H180ZM179 120V121H180ZM202 120V119H201ZM244 120H243V122H244ZM251 120H252V118H251ZM262 120V119H261ZM54 121V120H53ZM172 121V120H171ZM259 121V120H258ZM17 122V121H16ZM18 122H19V120H18ZM180 122H183V121H180ZM241 122V121H240ZM247 122V121H246ZM20 123V122H19ZM173 123H175L174 121H173ZM177 123H178V121H177ZM203 123V122H202ZM249 123H250V121H249ZM261 123V122H260ZM159 124V123H158ZM172 124V123H171ZM179 124V123H178ZM200 124V123H199ZM204 124V123H203ZM206 124V123H205ZM204 124V125H205ZM246 124H248V123H246ZM78 125V124H77ZM111 125V124H110ZM177 124L175 123V125L174 126H176ZM181 125V124H180ZM248 125H250V124H248ZM263 125V124H262ZM109 126V125H108ZM112 126V125H111ZM203 126V125H202ZM207 126V125H206ZM3 127V126H2ZM80 127V126H79ZM183 127V126H182ZM190 127H192V126H190ZM197 127V126H196ZM264 127V126H263ZM82 129H84L85 130V132H86V128H84V127H81ZM114 128V127H113ZM194 128V127H193ZM207 128V127H206ZM209 128V127H208ZM212 128V127H211ZM109 129V128H108ZM173 129V128H172ZM197 129V128H196ZM10 130V129H9ZM182 130V129H181ZM200 130V129H199ZM199 130L197 129V132H199ZM114 131V130H113ZM196 131V130H195ZM194 131V132H195ZM200 131H202V130H200ZM262 131V130H261ZM264 131V130H263ZM262 131V132H263ZM84 132V133H85ZM183 132V131H182ZM190 132H192V131H190ZM189 132V133H190ZM203 132H204V130H203ZM203 132H199L198 134H202ZM212 132V131H211ZM9 133V132H8ZM50 133V132H49ZM166 133V132H165ZM168 133V132H167ZM193 133V132H192ZM196 133V132H195ZM194 133V134H195ZM215 133H217V134H224L220 129H218L217 131H215ZM251 133H254V132H251ZM47 134V133H46ZM45 134V135H46ZM170 134V133H169ZM181 134V133H180ZM245 134H246V132H245ZM245 134H243V135H245ZM5 135V134H4ZM3 135V136H4ZM8 135V134H7ZM6 135V136H7ZM15 135V134H14ZM99 135V136H98ZM175 135V134H174ZM177 135V134H176ZM182 135V134H181ZM195 135H197V134H195ZM209 135V134H208ZM214 135V134H213ZM249 135V134H248ZM52 136V134L51 135H48V136H46V138L48 137H51ZM98 136V137H97ZM115 136H117V135H115ZM163 136H165V135H163ZM178 136V135H177ZM187 136V135H186ZM190 136V135H189ZM194 136V135H193ZM218 136V135H217ZM10 137V136H9ZM8 136H7V138L8 139H10ZM16 137V136H15ZM14 137V139L12 140V141H7V143L9 144V147H13V144L14 143H17V141H18V143L17 144H15V147L17 148L18 146H22V144H23V142H24V139H22L23 137H18V138H15ZM108 137V139L109 138H112V139H114V136L112 137L111 135H109V136H107ZM191 137V136H190ZM207 137V136H206ZM192 138V137H191ZM194 138V137H193ZM202 138H205L204 136L202 137ZM212 138V137H211ZM104 139V138H103ZM184 139H185V136H184ZM115 140V139H114ZM162 140V139H161ZM163 140H165V139H163ZM193 140V139H192ZM203 140V139H202ZM207 140V139H206ZM213 140V139H212ZM166 141V140H165ZM194 141V140H193ZM200 141V140H199ZM3 142V141H2ZM4 142H6V141H4ZM75 142V141H74ZM106 142V141H105ZM105 142H104V144H105ZM163 142V141H162ZM188 142V141H187ZM206 142V141H205ZM208 142V141H207ZM216 142V141H215ZM220 142V141H219ZM227 142V141H226ZM225 142V143H226ZM178 143V142H177ZM176 143V144H177ZM183 143V142H182ZM181 143V144H182ZM209 143V142H208ZM211 143V142H210ZM213 143V142H212ZM222 143V142H221ZM224 143V144H225ZM1 144V143H0ZM5 144V143H4ZM27 144V143H26ZM28 144H30V143H28ZM74 144V143H73ZM71 142L69 143V149L70 148H73L74 147V145H73ZM117 144V143H116ZM202 144H203V142H202ZM62 145H64V144H62ZM96 145V144H95ZM102 145V144H101ZM106 145H107V143H106ZM112 145H114V144H112ZM178 145V144H177ZM30 146H31V144H30ZM29 146V147H30ZM33 146V145H32ZM43 146V145H42ZM42 146H40V147H42ZM79 146V145H78ZM103 146V145H102ZM173 146V145H172ZM223 146V145H222ZM24 147V146H23ZM35 147V146H34ZM37 147V146H36ZM96 147H99L98 145L96 146ZM106 147H108V146H106ZM251 147V146H250ZM254 147H256V146H254ZM257 147H258V145H257ZM256 147V148H257ZM25 148V147H24ZM79 148V147H78ZM101 148V147H100ZM109 148V147H108ZM107 148V149H108ZM221 148V147H220ZM253 148V147H252ZM28 149V148H27ZM37 149V148H36ZM39 149V148H38ZM37 149V150H38ZM68 149V151H70V152H68V151H66V152H64V151H61V150H58L59 151V154H61V155H68V154H70V156H72L71 154V151L72 150H69ZM74 149H77V147H75ZM106 149V148H105ZM254 149V148H253ZM259 149V148H258ZM3 150H5V149H3ZM40 150V149H39ZM79 150H80V148H79ZM110 150V149H109ZM161 150H163V149H161ZM256 150V149H255ZM259 150H261V148L259 149ZM258 150V151H259ZM18 151V150H17ZM24 151V150H23ZM28 152H29V149L27 150ZM53 151H55L54 149H53ZM52 151V152H53ZM1 152V151H0ZM5 152V151H4ZM26 152V151H25ZM24 152V153H25ZM27 152V153H28ZM31 152V151H30ZM29 152V153H30ZM83 152V151H82ZM167 152H169V151H167ZM178 152V151H177ZM211 152V151H210ZM226 152V151H225ZM228 152V151H227ZM261 152V151H260ZM28 153V154H29ZM36 153V152H35ZM56 153V152H55ZM78 153V152H77ZM76 153V154H77ZM182 153V152H181ZM224 153V152H223ZM243 153V152H242ZM248 154H250L251 155V153L250 152H247ZM26 154V153H25ZM25 154H23V155H25ZM58 154V153H57ZM74 154V156H75V152L73 153ZM79 154V153H78ZM81 154V153H80ZM178 154H179V152H178ZM248 154H246V155H248ZM82 155V154H81ZM219 155V154H218ZM27 156V155H26ZM77 156V155H76ZM158 156H159V154H158ZM174 156V155H173ZM220 156V155H219ZM261 157V156H260ZM78 158H80V157H78ZM165 158V157H164ZM208 158V157H207ZM221 158V157H220ZM224 158V157H223ZM228 158H230V157H228ZM240 158H241V156H240ZM239 158V159H240ZM167 159V158H166ZM217 159V158H216ZM216 159L214 160V162L216 161ZM222 159V158H221ZM230 159H232V158H230ZM89 160V159H88ZM212 159H210V161H211ZM205 161V160H204ZM263 161V160H262ZM79 162V161H78ZM199 162V161H198ZM200 162H202V160L200 161ZM216 162H218V161H216ZM225 162V161H224ZM230 162V161H229ZM231 163H233V162H231ZM230 163V164H231ZM194 164V163H193ZM210 164H212V163H210ZM216 164V163H215ZM218 164V163H217ZM225 164V163H224ZM224 164H221V165H224ZM199 165H200V163H199ZM198 165V166H199ZM208 165V164H207ZM213 165V164H212ZM15 166V165H14ZM180 166V165H179ZM226 166H227V163H226ZM226 166H225V169L224 170H226ZM254 166V165H253ZM259 166V165H258ZM197 167V166H196ZM196 167H194L193 168V165H192V167L190 166V170H188L189 171V173L192 175L193 174V172H197V171H200V170H195L196 169ZM205 167V166H204ZM261 167V166H260ZM264 167V166H263ZM198 168V167H197ZM210 168H211V166H210ZM14 169V167H13V164H10V165H7V166H5V168H4V171L3 172H1L2 173V176H4V177H7L8 176V174H9V172H11V176H12V173L14 174L15 172H17V169H16V171H14L13 170ZM164 169V168H163ZM162 169V170H163ZM181 169V168H180ZM200 169H201V167H200ZM208 169V168H207ZM212 169V168H211ZM215 169H217V168H215ZM261 168H259V170H260ZM184 170V169H183ZM240 170V169H239ZM258 170V171H259ZM261 170H263V169H261ZM260 170V171H261ZM220 171V170H219ZM228 171V170H227ZM226 171V172H227ZM230 171V170H229ZM248 171H250V170H248ZM259 171V172H260ZM165 172V171H164ZM205 172V171H204ZM210 172V171H209ZM225 172V171H224ZM160 173H162V172H160ZM184 173V172H183ZM207 173H208V171H207ZM249 173V172H248ZM6 174V175H5ZM172 174V173H171ZM203 174H205V173H201V174H197V175H195L194 176V178H199V177H201V176H204ZM214 174V173H213ZM256 174V173H255ZM159 175V174H158ZM190 175V176H191ZM207 175V174H206ZM205 175V176H206ZM10 176V175H9ZM18 178H22V176L21 175H19V174H17L16 175ZM168 176H169V174H168ZM178 176V175H177ZM189 176V177H190ZM211 176V175H210ZM248 176V175H247ZM256 176V175H255ZM258 176V175H257ZM16 177V178H17ZM219 177H221V176H219ZM16 178L14 177V181H12V177L11 178H9L8 180L10 181L8 184H7V188L8 187H12V186H17L16 187V189H10V190H7V192L6 193H8V195H9V193L10 194H15V195H22L23 194V192H21L22 190H24V191H26V189L27 188H29V187H34V186H31V185H29V187L27 186V184H25L26 186H27V188H25L24 187V184H22L21 183V181H16ZM39 178V177H38ZM170 178H171V176H170ZM254 178H256V177H254ZM209 179V178H208ZM220 179V178H219ZM221 179H222V177H221ZM225 179V178H224ZM261 179H262V177H261ZM260 179V180H261ZM7 180V179H6ZM229 180V179H228ZM185 181V180H184ZM188 181V180H187ZM186 181V182H187ZM244 181H245V179H244ZM256 181V180H255ZM257 181H259V178H258V180ZM1 182V181H0ZM4 182V181H3ZM216 182H218V181H216ZM227 182V181H226ZM235 182V181H234ZM237 182V181H236ZM261 182H262V180H261ZM220 183V182H219ZM224 183V182H223ZM228 183V182H227ZM246 183H247V181H246ZM29 184V183H28ZM183 184H184V182H183ZM216 184V183H215ZM4 185V184H3ZM2 185V186H3ZM230 185V184H229ZM249 185V184H248ZM253 185V184H252ZM2 186L0 187V188H2ZM225 186V185H224ZM247 186V185H246ZM245 186V187H246ZM22 187H24V188H22ZM45 187V186H44ZM223 187V186H222ZM250 187V186H249ZM40 188H42L43 189V187H40ZM46 188V187H45ZM49 188V187H48ZM206 188V187H205ZM220 188V187H219ZM236 188V187H235ZM258 188V187H257ZM256 188V189H257ZM3 189H5L4 187H3ZM215 189V188H214ZM217 189V188H216ZM215 189V190H216ZM243 189V188H242ZM0 190H2V189H0ZM36 190V189H35ZM218 190V189H217ZM221 190V189H220ZM261 190V189H260ZM259 190V191H260ZM263 190V189H262ZM4 191H6V190H3V193L5 194V192ZM15 191H18V192H15ZM45 191V190H44ZM50 191H51V189H50ZM232 191V190H231ZM238 191V190H237ZM236 192V191H235ZM243 192V191H242ZM255 192H257V191H255ZM35 193V192H34ZM39 193H41V190L39 191ZM52 193V192H51ZM54 193V192H53ZM213 193V192H212ZM221 193H222V191H221ZM226 193V192H225ZM228 193V192H227ZM259 193V192H258ZM2 194V193H1ZM0 194V198H2V200H3V198H4V196L3 195H1ZM55 194V193H54ZM53 194V195H54ZM58 194V193H57ZM77 195H79V196H81L80 198H85V197H90V196H92V195H89V194H87V193H76ZM185 194V193H184ZM197 194V193H196ZM224 194V193H223ZM222 194V195H223ZM236 194V193H235ZM253 194V193H252ZM44 195H46V194H44ZM48 195V194H47ZM60 195V194H59ZM63 195V194H62ZM181 195V194H180ZM179 195V196H180ZM215 195V194H214ZM237 195H238V193H237ZM245 195V194H244ZM264 195V194H263ZM68 196H72V194H70V192L69 193H65L64 194V198H67ZM176 196H178V195H176ZM182 196V195H181ZM180 196V197H181ZM186 196V195H185ZM200 196V195H199ZM198 196V197H199ZM223 196H225V195H223ZM234 196V195H233ZM261 196V195H260ZM12 197V196H11ZM14 197V196H13ZM78 197V196H77ZM196 197L197 196H195V197H193V195H192V198H194V199H196ZM211 197V196H210ZM213 197V196H212ZM219 197H221V196H219ZM230 197V196H229ZM228 197V198H229ZM50 198H52V197H50ZM179 198V197H178ZM184 198V197H183ZM186 198H191V197H189V195L186 197ZM200 198H202V197H200ZM216 198V197H215ZM227 198V199H228ZM238 198V197H237ZM259 198V197H258ZM263 198V197H262ZM30 199V198H29ZM43 199H45V198H43ZM42 199V200H43ZM122 199H123V197L120 199V197L119 198H116V197H112L111 198V201H113V202H115L114 204L115 205H113L114 207H121V206H119V204L118 205H116L117 204V202H122ZM128 199V198H127ZM175 199V200H174ZM173 200L174 201H176L177 199L176 198H174ZM181 199V198H180ZM203 199V198H202ZM208 199H210L209 197H208ZM213 199V198H212ZM248 199V198H247ZM250 199V198H249ZM37 200V199H36ZM45 200H47V199H45ZM56 200V199H55ZM64 200V199H63ZM84 200V199H83ZM172 200V199H171ZM188 200V199H187ZM237 200V199H236ZM239 200V199H238ZM242 200V199H241ZM246 200V199H245ZM252 200V199H251ZM250 200V201H251ZM65 201H66V199H65ZM89 201V200H88ZM189 201V200H188ZM197 201V200H196ZM231 201V200H230ZM253 201V200H252ZM15 202V201H14ZM36 201H34V203H35ZM37 202H39V201H37ZM37 202L35 203L36 205H37ZM41 202V201H40ZM47 201H45V203H46ZM49 202V201H48ZM170 202V201H169ZM210 202V201H209ZM214 202V201H213ZM226 202V201H225ZM229 202V201H228ZM235 202V201H234ZM244 202H246L247 203V200L246 201H244ZM249 202V201H248ZM43 203V202H42ZM188 203V202H187ZM245 203V204H246ZM249 203H253V202H249ZM248 203V204H249ZM34 204V205H35ZM39 204V203H38ZM48 204V203H47ZM198 204H201V202L200 203H198ZM203 204V203H202ZM205 204V203H204ZM221 204V203H220ZM227 204H229V203H227ZM232 204V203H231ZM234 204V203H233ZM260 204V203H259ZM264 204V203H263ZM262 204V205H263ZM35 205V206H36ZM254 205H256V204H254ZM253 205V206H254ZM15 206V205H14ZM27 206V205H26ZM127 206V205H126ZM175 206H177V205H175ZM174 206V207H175ZM210 206V205H209ZM221 206V205H220ZM238 206V205H237ZM242 206H244V204L242 205ZM261 207V205H258V207ZM7 207V206H6ZM33 208H35L34 206H32ZM214 207V206H213ZM212 207V208H213ZM223 207V206H222ZM224 207H225V205H224ZM232 207V206H231ZM234 207L236 208V206L234 205ZM239 207V206H238ZM19 208L20 207H18V208H16L15 210H14V208L12 207V208H8L7 210H6V212L3 214V215H0V219H3L1 222H0V228H2V226L1 225H3L4 226V228L8 225V224H6L4 221H12V219L14 220L13 221V223L15 222V219L17 218V217H15L16 215H14V214H17V213H19L18 211H19ZM122 208H123V206H122ZM180 208V207H179ZM182 208V207H181ZM186 208V207H185ZM206 208H207V204H206ZM206 208L204 209V211L206 210ZM220 208V207H219ZM235 208H232V209H235ZM240 208V207H239ZM248 208V207H247ZM251 208V207H250ZM249 208V209H250ZM253 208H255V206L253 207ZM21 209V208H20ZM26 209V208H25ZM31 209V205L28 207V212H29V210ZM124 209V208H123ZM122 209V210H123ZM216 209V208H215ZM221 209V208H220ZM223 209V208H222ZM225 209V208H224ZM223 209V210H224ZM237 209V208H236ZM121 210V209H120ZM209 210V209H208ZM208 210H207V212H208ZM211 210V209H210ZM231 210V209H230ZM229 210V211H230ZM238 210V209H237ZM15 211V212H14ZM31 211V210H30ZM41 211H43V210H41ZM173 211V210H172ZM189 211V210H188ZM217 211V210H216ZM215 211V212H216ZM219 211V210H218ZM225 211V210H224ZM235 211V210H234ZM233 211V212H234ZM242 212H244L243 210H241ZM263 211V210H262ZM7 212H9V213H7ZM37 212V211H36ZM53 212H56V211H53ZM182 212V211H181ZM237 212V211H236ZM248 212V211H247ZM246 212V213H247ZM264 212V211H263ZM39 213H41V212H39ZM50 213V212H49ZM49 213L47 214V217H48V215H49ZM167 213H169V212H167ZM194 213V212H193ZM200 213V212H199ZM204 213V212H203ZM206 213V212H205ZM219 213V212H218ZM217 213V214H218ZM235 213V212H234ZM241 213V212H240ZM245 213V212H244ZM250 213V212H249ZM248 213V214H249ZM22 214V213H21ZM20 214V215H21ZM43 214H45V213H43ZM43 214H39L40 216H42ZM211 214V213H210ZM216 214V215H217ZM231 214V213H230ZM251 214H253V213H251ZM250 214V216H252ZM19 215V214H18ZM24 215V214H23ZM37 215V214H36ZM38 215V216H39ZM52 215V214H51ZM53 215H55V214H53ZM215 215V217H217ZM225 215V214H224ZM240 215V214H239ZM238 215V216H239ZM244 215V214H243ZM29 217H30V215H28ZM67 216V215H66ZM169 216H171L170 215V213H169ZM172 216H174V215H172ZM197 216V218H199L198 220L200 221V217H203L202 216V212L200 213V214H196V215H194V218ZM214 216V215H213ZM226 216H228V215H226ZM233 216V215H232ZM231 216V217H232ZM241 216V215H240ZM248 216V215H247ZM246 216V217H247ZM257 215H255V213H254V216H253V218H255ZM259 216V215H258ZM32 218H33V220H35L34 218H36V219H38V218H40V217H35V216H31ZM42 217H45V216H42ZM183 217V216H182ZM188 217V216H187ZM224 217V216H223ZM260 217V216H259ZM18 218H19V216H18ZM17 218V219H18ZM50 218V217H49ZM185 218V217H184ZM193 218V217H192ZM236 218V217H235ZM234 218V219H235ZM240 218H242V217H240ZM257 218V217H256ZM16 219V220H17ZM20 219V218H19ZM27 219V218H26ZM25 218L22 220V222L24 221V220H26ZM45 219H47V218H45ZM162 220H164V219H167V217H162L161 218ZM168 219H170V218H168ZM202 219V218H201ZM215 219V218H214ZM213 219V220H214ZM239 219V218H238ZM258 219H260V218H258ZM264 219V218H263ZM263 219H261V221L263 220ZM28 220V219H27ZM26 220V221H27ZM194 220H196V219H194ZM193 220V221H194ZM204 220V219H203ZM216 220V219H215ZM219 220V219H218ZM231 220H232V218H231ZM242 220V219H241ZM252 220H254V219H252ZM256 220V219H255ZM19 221V220H18ZM30 221H31V219H30ZM160 221V220H159ZM179 221V220H178ZM192 221V220H191ZM192 221V222H193ZM206 221H208V220H206ZM227 221H229V222H231L230 220H227ZM235 221V220H234ZM32 222V221H31ZM39 222V221H38ZM43 222V221H42ZM46 222V221H45ZM165 222H167V221H165ZM164 222V223H165ZM196 222H198V221H196ZM201 222H202V220H201ZM200 222V223H201ZM236 222V221H235ZM242 222V221H241ZM240 222V223H241ZM11 223V222H10ZM59 224H60V222H58ZM160 223V222H159ZM204 223V222H203ZM208 223V222H207ZM217 223V222H216ZM224 222H223V220L221 219L220 220V223L219 224H223ZM237 223H239V222H237ZM248 223V222H247ZM27 224V223H26ZM37 224V223H36ZM39 224V223H38ZM46 224V223H45ZM61 224H62V222H61ZM60 224V225H61ZM105 224V223H104ZM167 224V223H166ZM194 223H191L190 222V225H189V221H186V219H182V220H180V222H179V226L176 228V231H175V234L177 235V237L179 238V239H182L183 237H184V235H186L185 233H187L186 232V229L187 228H192L193 226H196L195 224L193 225ZM199 224V223H198ZM246 224V223H245ZM257 224V223H256ZM16 225V224H15ZM22 225V224H21ZM42 225V224H41ZM47 225V224H46ZM94 225V224H93ZM177 225V224H176ZM202 225V224H201ZM229 225V224H228ZM228 225H226V226H228ZM29 226H30V224H29ZM28 226V227H29ZM232 226V225H231ZM240 226H241V224H240ZM239 226V227H240ZM243 226V225H242ZM32 227V226H31ZM36 227V226H35ZM57 227V226H56ZM106 227V226H105ZM107 227H109V226H107ZM165 227V226H164ZM176 227V226H175ZM196 227H199V226H196ZM225 227V226H224ZM229 228H231L230 226H228ZM238 227V226H237ZM243 227H245V226H243ZM251 227V226H250ZM256 227V226H255ZM19 228H23V227H19ZM170 228H172V227H170ZM210 228V227H209ZM219 228V227H218ZM227 228V227H226ZM35 229H37V228H35ZM43 229V228H42ZM47 229H49V228H47ZM47 229H44V230H47ZM60 229V228H59ZM58 229V230H59ZM100 229H102V228H100ZM165 229V228H164ZM194 229V228H193ZM200 229V228H199ZM216 229V228H215ZM224 229V228H223ZM228 229V228H227ZM238 229V228H237ZM253 229H254V227H253ZM27 230V229H26ZM38 230V229H37ZM50 230V229H49ZM52 230V229H51ZM166 230V229H165ZM203 230V229H202ZM211 230V229H210ZM209 230V231H210ZM240 230V229H239ZM262 230V229H261ZM13 231H15V230H13ZM42 231V230H41ZM41 231H40V233H41ZM60 231V230H59ZM167 231V230H166ZM172 231V230H171ZM187 231H188V229H187ZM190 232H192L191 230H189ZM198 231V230H197ZM204 231V230H203ZM212 231V230H211ZM233 231H234V229H233ZM232 231V232H233ZM249 231V230H248ZM260 231V230H259ZM262 231H264V230H262ZM262 231H260L261 233H262ZM31 232H33L32 230H31ZM35 232V231H34ZM33 232V233H34ZM50 232V231H49ZM49 232H48V234H49ZM53 232V231H52ZM52 232H51V235H52ZM54 232H55V230H54ZM57 232V231H56ZM56 232L54 233V234H56ZM194 232V231H193ZM192 232V233H193ZM214 232V231H213ZM212 232V233H213ZM228 232V231H227ZM16 233V232H15ZM24 233V232H23ZM37 233H39V232H37ZM174 233V232H173ZM204 233V232H203ZM207 233V232H206ZM238 233V232H237ZM242 233V232H241ZM249 233V232H248ZM256 233H258V230H257V232ZM29 234V233H28ZM30 234H32V233H30ZM35 234V233H34ZM93 234V233H92ZM175 234H173V239L175 238V239H177L176 237H175ZM188 234V233H187ZM198 234V233H197ZM196 234V235H197ZM210 234V233H209ZM216 234V233H215ZM222 234V233H221ZM229 234V233H228ZM232 234V233H231ZM239 234V233H238ZM246 234V233H245ZM244 234V235H245ZM255 234V233H254ZM37 235V234H36ZM35 235V236H36ZM40 235V234H39ZM47 235V234H46ZM106 235V234H105ZM214 235V234H213ZM212 235V236H213ZM230 235V234H229ZM243 235V234H242ZM257 236H258V234H256ZM1 236V235H0ZM11 236H14V234L13 235H11ZM10 236V237H11ZM17 236V235H16ZM18 236H19V233H18ZM32 236V235H31ZM41 236V235H40ZM100 236V235H99ZM102 236V235H101ZM104 236V235H103ZM108 236V235H107ZM200 236V235H199ZM205 236H207V235H205ZM223 236H226V234H224ZM241 236V235H240ZM239 236V237H240ZM260 236V235H259ZM264 236V235H263ZM262 236V237H263ZM3 237V236H2ZM33 237V236H32ZM170 237V236H169ZM172 237V236H171ZM187 237V236H186ZM222 237V236H221ZM7 238V237H6ZM13 238V237H12ZM39 238H41V237H39ZM67 238V237H66ZM79 238V237H78ZM85 238V237H84ZM158 238V237H157ZM200 238V237H199ZM215 238V237H214ZM225 238V237H224ZM224 238H222V239H224ZM259 238V237H258ZM11 239V238H10ZM21 239V238H20ZM81 239V238H80ZM87 238H85V240H86ZM159 239V238H158ZM161 239H162V237H161ZM168 239V238H167ZM204 239H206V238H204ZM222 239H220L221 240V242H222ZM227 239V238H226ZM237 239V238H236ZM247 239V238H246ZM3 240H4V238H3ZM3 240H1L2 242H3ZM18 240V239H17ZM35 240V239H34ZM84 240V239H83ZM91 240H92V238H91ZM102 240V239H101ZM217 240V239H216ZM6 241V240H5ZM7 241L8 242H10V240H8V238H7ZM15 241H16V239H15ZM15 241L13 242V243H15ZM19 241V240H18ZM37 241V240H36ZM78 241H79V239H78ZM77 241V242H78ZM211 241V240H210ZM209 241V242H210ZM232 241V240H231ZM235 241V240H234ZM239 241V240H238ZM242 241H244V240H242ZM29 242H30V240H29ZM65 242V241H64ZM83 242V241H82ZM169 242H170V240H169ZM196 242V241H195ZM200 242V241H199ZM207 242V241H206ZM208 242V243H209ZM220 242V241H219ZM250 242V241H249ZM252 242V241H251ZM12 243V242H11ZM17 244H20V243H18V242H16ZM39 243V242H38ZM74 243H76V242H74ZM83 243H85V241L83 242ZM90 243V242H89ZM93 243H94V241H93ZM98 243V242H97ZM198 243V242H197ZM225 243V242H224ZM248 243V242H247ZM4 244V243H3ZM3 244H2V246H3ZM26 244H27V242H26ZM76 244H78L79 245V242L78 243H76ZM82 244V243H81ZM92 244V243H91ZM95 244V243H94ZM166 244V243H165ZM168 244V243H167ZM175 244V243H174ZM173 244V245H174ZM212 244V243H211ZM219 244V243H218ZM226 244V243H225ZM250 244V243H249ZM255 244V243H254ZM35 245V244H34ZM93 245V244H92ZM92 245H89L90 247L92 246ZM97 245V244H96ZM99 245V244H98ZM98 245H97V247H98ZM101 245V244H100ZM173 245L172 246H170L172 249H173ZM208 245V244H207ZM251 245H253L252 243H251ZM6 246V245H5ZM4 246V247H5ZM26 246V245H25ZM80 246V245H79ZM85 246V245H84ZM87 246V245H86ZM85 246V247H86ZM104 246V245H103ZM102 246V247H103ZM159 246V245H158ZM179 246V245H178ZM231 246H233V245H231ZM236 246V245H235ZM239 246V245H238ZM237 246V247H238ZM1 247V246H0ZM3 247V248H4ZM75 247V246H74ZM169 247V248H170ZM177 247V246H176ZM195 247V246H194ZM207 247V246H206ZM226 247V246H225ZM230 247V246H229ZM255 247V246H254ZM19 248V247H18ZM17 248V249H18ZM22 248V247H21ZM30 248V247H29ZM32 248V247H31ZM34 248H35V246H34ZM73 248V247H72ZM107 248V247H106ZM181 248V247H180ZM190 248V247H189ZM199 248H200V246H199ZM239 248H240V246H239ZM257 248V247H256ZM24 249V248H23ZM88 249V248H87ZM188 249V248H187ZM203 249L204 248H202V251H203ZM206 249V248H205ZM208 249V248H207ZM206 249V250H207ZM221 249H224V248H221ZM227 249V248H226ZM234 249V248H233ZM262 249V248H261ZM0 250H1V248H0ZM5 250H7V249H5ZM32 250H34V249H32ZM63 250V249H62ZM65 250V249H64ZM69 250V249H68ZM72 251H74L73 249H71ZM85 250V249H84ZM155 250V249H154ZM160 250H162V249H160ZM165 250V249H164ZM174 250H176V249H174ZM225 250V249H224ZM2 251V250H1ZM17 251V250H16ZM55 251H56V249H51V250H48L47 252H44L45 254H44V257L43 258H41V260L42 261H49L50 263L51 262H55V259H53V258H51V257H49V256H51V255H53V254H55ZM86 251V250H85ZM100 251V250H99ZM104 251V250H103ZM180 251H181V253H184V255L185 254H187L188 252H189V250H184V249H180ZM197 252H200V251H198V250H196ZM209 251H210V249H209ZM208 251V252H209ZM3 252V251H2ZM2 252H0V253H2ZM13 252V251H12ZM56 252H58V251H56ZM76 252V251H75ZM151 252V251H150ZM160 251H158V253H159ZM165 252V251H164ZM210 252H213V250L212 251H210ZM95 253V252H94ZM103 253V252H102ZM156 253V252H155ZM169 253H170V251H169ZM222 253V252H221ZM15 254V253H14ZM57 254V253H56ZM59 254V253H58ZM57 254V255H58ZM167 254V253H166ZM213 254H214V252H213ZM224 254V253H223ZM228 254V253H227ZM226 254V255H227ZM4 255V254H3ZM2 255V256H3ZM34 255V254H33ZM93 255V254H92ZM153 255V254H152ZM168 255V254H167ZM197 255V254H196ZM205 255V254H204ZM203 255V256H204ZM229 255V254H228ZM232 256H233V253L231 254ZM76 256V255H75ZM149 256V255H148ZM163 256V255H162ZM200 256V255H199ZM202 256V257H203ZM57 257V256H56ZM79 257V256H78ZM109 257V256H108ZM156 257H158V256H156ZM160 257V256H159ZM193 257H196V256H193ZM197 257H198V255H197ZM214 257V256H213ZM225 257V256H224ZM230 257V256H229ZM38 258V257H37ZM60 258V257H59ZM82 258V257H81ZM84 258V257H83ZM107 258V257H106ZM203 258H205V257H203ZM232 258V257H231ZM30 259V258H29ZM60 259H62V258H60ZM59 259V260H60ZM80 259V258H79ZM78 259V260H79ZM108 259V258H107ZM170 259V258H169ZM225 259V258H224ZM227 259V258H226ZM57 260V259H56ZM77 260V261H78ZM81 260V259H80ZM83 260V259H82ZM185 260V259H184ZM191 260V259H190ZM193 261L194 260H196V259H192ZM205 260V259H204ZM223 260V259H222ZM89 261V260H88ZM168 261V260H167ZM182 261V260H181ZM187 261H189V260H187ZM186 261V262H187ZM206 261H208V259L206 260ZM250 261H252V259L250 260ZM40 262V260H37V259H35L32 263H35V264H38ZM66 261H64V263H65ZM86 262H87V260H86ZM97 262V261H96ZM165 262V261H164ZM204 262V261H203ZM211 262V261H210ZM224 262V261H223ZM55 263H57L58 264V261L57 262H55ZM89 263V262H88ZM87 263V264H88ZM95 263V262H94ZM99 263V262H98ZM159 263V262H158ZM195 263V262H194ZM25 264V263H24ZM46 264V263H45ZM92 264V263H91ZM154 264V263H153ZM163 264V263H162ZM166 264H167V262H166ZM182 264V263H181ZM253 264H254V262H253ZM258 264V263H257Z\"/></svg>",
  "mask_w": 264,
  "mask_h": 264
}]
</instances>
